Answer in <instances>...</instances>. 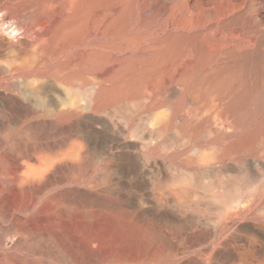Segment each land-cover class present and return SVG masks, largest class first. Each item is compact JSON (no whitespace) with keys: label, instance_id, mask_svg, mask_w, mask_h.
<instances>
[{"label":"rangeland","instance_id":"1","mask_svg":"<svg viewBox=\"0 0 264 264\" xmlns=\"http://www.w3.org/2000/svg\"><path fill=\"white\" fill-rule=\"evenodd\" d=\"M48 1V2H47ZM84 3H83V2ZM86 1H89V2H86ZM95 1V2H94ZM102 1V2H101ZM103 1H104V3H103ZM113 1V2H112ZM108 0V1H106V0H81V2H80V0H66V2L64 1V0H1L0 1V101L2 102V105L0 104V264H39V263H41V264H71L72 263V261H73V259L71 258V257H69L70 255L69 254H67L68 252H67V247H63L62 245H60L57 241H55V240H53V241H55V243L52 241V239H49L48 240V238H50V235L51 236H53L52 235V233H57V234H59V235H62V236H64V238H65V240L67 239V241H64L65 242V245H66V242H67V244L70 242V241H74L75 240V242L77 243L79 240H81V242L82 243H84L85 242V240H86V242H88V243H86L85 242V244H87V245H92V246H95V245H93V244H98L97 246H95V247H98V248H100L102 251V257L100 258V261L101 262H103L104 261V259H106L105 257H107V259L109 258V259H111V260H113V258H116L117 257V259H118V261H120V263L121 262H123V263H121V264H128L129 262L130 263H133V264H144V262H145V264H217L218 262V264H232V262H233V264H247V263H245V262H239L238 261V258H239V256H236V255H239L240 253V250L244 247V244H245V239L244 238H246V237H249V236H251V234L252 233H250V234H248L249 232H250V229H251V227H252V225L251 224H253L254 222H256V221H254V219H249V217H243V218H241V220H239L238 221V223H236L235 224V227H237V231H236V234H238V235H236V238L234 237V240H231L229 243L230 244H232V245H230V244H228L227 243V246H225V244L223 245H220L221 246V248H222V250H221V248H219L218 247V250L217 249H215V250H213V248H212V245L210 244V240L209 239H207V238H209L206 234V236L203 234V233H205V230H207L206 228H213V226L215 225H217L219 222H220V218H221V215L220 214H222V211L220 210V209H216V205H215V203H214V201H212V200H209V198H206V200H205V198L203 197L204 195L202 194L203 192H204V190L203 189H199V187H196L195 189L197 190V192L199 193H197L198 194V196H196V197H199V196H202L203 198H197V200H196V198L195 197H191L190 198V201H191V203L193 204V206H192V204L190 203V201L189 200H187L189 197H187L185 194H183V196H185V197H183V198H185L184 200H183V198H182V196H180V198H181V200L182 201H184L185 202V200H186V202L184 203V204H182L183 202H181V200H180V198H168L167 199V197L166 196H168V195H165V196H163V198H164V200L165 201H163V199H160V198H157L158 196H157V194L156 193H158V195H162V193H165L166 194V192L168 191L169 192V188H170V186H171V188L170 189H173L175 186V188H179V189H185L186 188V186H184V185H182V186H184V187H182L181 185H170V184H164V186L163 185H161V186H159V187H161L162 188V190H163V192H162V190H161V188H158L156 191H154V189L153 190H151L150 188H148V187H144L145 185L144 184H142V183H137V184H139L138 186H137V184L134 182V181H132L131 179H130V177L129 176H126V172H127V163H128V161L127 160H125L124 158H122V159H120V158H117V159H120V160H116V166L118 167V164H117V162L120 164L119 165V167H118V169H117V167L115 166V164H114V166L113 165H111L110 166V164H108L109 166V168L107 169V168H105L104 167V165H101V163L99 164V159H98V157H96V154H93L91 157H89V158H91V160H89L88 159V163H86L85 162V167L87 168L86 169V173H87V175L85 174V175H83V176H81V175H79V173L76 171V173H75V171H74V173H72V175L73 174H75V176L73 175V177H72V175H71V171L69 172V170L68 169H65V168H63V169H57L55 172H57L56 174L57 175H55V173L53 174V173H50V175L48 174V176L49 177H51V178H49L47 175H46V179H45V177H44V179L47 181V182H49L48 184L49 185H47V182L44 180V179H42L41 180V182L43 181L45 184H46V187H44V189L42 188V189H40V188H38V182L37 181H35L34 180V177L36 176L37 177V175L39 176V170L41 169L40 167V165H39V163L37 162V161H35V160H32V161H30L31 162V164L30 163H27L26 164V162H29L26 158H25V155H24V151H25V149H23L24 148V145L27 143L28 144V147L26 148V150H31V153H33L32 151H34V149L32 150V149H30V147H29V145H30V143L31 144H34V143H37V144H39V142L41 143H43V142H45V138L51 133V134H53L54 135V131H51L50 130V128L49 127H47L46 125H43V124H38L37 122H36V120H34V119H32V117H29V116H27V115H25L23 112H22V110L20 109V107H19V105L17 104V103H15L14 102V99H15V101H18V100H20V98H22L21 100H20V102H24L25 100H26V96L25 95H31V97H32V102H33V104H34V106H35V104H37V107L36 108H38V106H39V109L40 110H42V111H44V107H46L45 108V110L47 109V107L48 106H46V105H48V100H46V91H48V89L49 88H47L46 86V84H48V83H46L47 81H48V78L46 77V79H47V81L45 80V78H43V82H44V85L43 86H41V84H43V82H41L40 80H36V78H30L29 80H26V82L23 80L24 78L23 77H21V76H15V77H11V75L9 74V71L11 70V69H13V68H15V67H17L18 66V68L19 67H21V65H22V61H23V59H24V61H23V64H25L26 62H27V60L29 61V62H31L32 63V65L33 66H36V67H40L41 65L39 64L41 61V63L44 65H42V67L40 68V69H44V67L48 64H50L49 66H46V68H47V70L49 71V69H50V71L52 72V70L53 69H55V67L56 68H59L57 65H59V64H61L62 63V61L63 62H67V61H70V63L71 62H73V63H71V67L72 68H70V64H69V71L71 70V71H73V72H79L77 75H79V79L80 80H82V79H85L86 80V83H83V82H85V80H83V82H81V81H79V82H77L76 83V85H79V87H81L82 88V85H83V88L84 87H86L87 86V84H89L90 82L91 83H100V84H104V87H109V89H110V87H111V91H112V94H113V96H112V94H111V96H110V100H111V102L108 100V102L106 103L107 105H109V104H111V105H109L110 107H108L107 105V107L108 108H111V106H112V103L114 104L115 102V106L120 110V111H126L127 109H130L131 111H132V114L134 115H131L132 117H131V119H129V123H128V125L129 126H132L133 124H135V123H137L138 121V119H136V118H138V112H134V111H136L135 109H131V106L128 104H124V102H125V100H129V99H132V98H137V95L138 94H148L150 91H151V89H155V90H157V86H159V84H160V86L161 87H159V88H161L162 89V92H161V94L159 95V97H164V98H168V99H170V102L171 103H174V101H175V103L174 104H180L182 107L181 108H183V110L184 111H186L188 108H189V105L188 104H182L181 102L179 103V101L181 100L179 97H180V95L179 94H176V95H174V96H170L169 94H168V91L169 90H173L176 86H182L183 88L185 87H187L189 90H190V87H192L194 84H196V83H194V82H199V80H200V82L198 83V84H200L202 81H204V74H205V72H206V69L205 68H207V66L209 65V67L211 66L212 67V69H213V72H214V80H216V78H217V80L215 81V82H217L218 84H220V86L218 85V84H215L216 85V87H218L219 89H222V88H228V86H233L232 84H234V86H233V88L232 89H234V90H236L234 87H237V88H239L240 90L241 89H245L247 86H249V87H252V86H250L249 84H250V80L248 81V79H251V83H252V80H253V83H252V85L254 86V88L256 89L257 88V91H258V96L260 97V102L258 101V99H257V101H255V100H251L250 102H249V104L250 105H248L249 106V108L247 107V108H245V110L246 109H248L247 111H242V113L240 114V115H242V114H246V112H249V109H250V112H251V110H252V113L253 112H257V113H254V114H250L249 116L251 117V118H249L248 116H247V114L244 116V117H242V116H240V115H238V117H236L235 119L236 120H234L235 122L237 121V119L238 120H240L239 122H242L243 121V126H244V129H245V127H249L250 129L252 128V127H256V126H258V125H260V122L261 121H259V120H261L260 118L262 117V114L260 113L259 115H258V111L259 110H263L264 111V0ZM14 2V3H13ZM64 2L67 4V6L64 4ZM76 2V3H75ZM94 2V3H93ZM100 2H101V5L102 6H105L106 5V7H108V8H110V9H116V8H118V7H120V8H124V7H136L135 9L137 10V14L135 15V16H133L131 19L129 18V21H127V22H129V24L128 25H130V26H128L127 24V26H125V28H127V30H128V32H127V30L125 29V28H123V30H121V32L123 33V35L122 34H120V32L118 33V34H114V35H116V36H111L110 38L109 37H106V38H100L99 40L97 39H94V40H92L91 42H92V44L91 43H89L91 46H92V48L93 49H95L96 48V50H98L97 52H99L100 50H102L101 52L102 53H104V55H106V53L107 54H109V57H110V55L112 56L111 58H115V56H114V53H110L112 50L109 48V45L110 44H112V42L114 41L115 43L117 42L116 41V38H117V40H119L118 42L120 43V42H123V41H125L126 40V37H127V40H128V38L130 37V39H135V40H138V42L139 43H141V44H137V48L136 49H133V50H128V51H124L123 52V54H124V56H125V58L123 57V54H122V52L121 51H119L118 52V56H119V58H122V62L124 61V63L122 64V62H120V61H117V60H115V61H117L116 63H114L115 61L112 59V62L110 61L111 59H108L107 58V62H106V66L108 65L107 63H109V62H111V64H112V66L111 65H108L109 66V68H110V71L112 70V69H115L114 70V72L112 73V71L111 72H109L108 73V75L106 76V77H102L98 72H95V70H84V68H81V69H79V66H81V64L80 63H78V62H80L79 60H78V58L76 57V55H74L73 57H74V59H73V57H72V55H73V53L75 52V50H77V49H80V48H82V46L81 47H78V45L76 44V45H74V46H70L71 47V49H72V54H71V49H70V47H67V53H66V49H64V48H66L65 47V45L64 44H62V45H60L59 43H63V38H60L61 36V32L62 31H60V30H63L64 28L66 29V28H69V26L70 25H72V23H69V24H67V25H65L64 26V28H62V29H60L59 31L57 30L58 28H59V25H57L56 24V21H59V20H61L62 18L58 15L59 14V10H60V8L62 9V6L65 8V10H68L69 8H71V7H75L76 5L77 6H92V3H93V6H96V8H98V9H100L102 6L100 5ZM107 2H109V4H107ZM121 2L124 4H121ZM128 2V3H127ZM8 3H10V4H8ZM87 3V4H86ZM91 5H90V4ZM97 3V4H96ZM106 3V4H105ZM18 4V5H17ZM51 4V5H50ZM71 4V5H70ZM75 4V5H74ZM81 4H84V5H81ZM100 6H99V5ZM111 4V5H110ZM57 5L59 6L60 5V7L58 8L57 7ZM110 5V6H109ZM115 5V6H114ZM116 5H119V6H116ZM121 5V6H120ZM126 5V6H125ZM129 5V6H128ZM131 5V6H130ZM134 5V6H133ZM136 5V6H135ZM34 6V7H33ZM37 6V7H36ZM76 6V7H77ZM97 6H99V7H97ZM115 8H114V7ZM140 6V7H139ZM10 7V8H9ZM15 7H16V9H15ZM67 7V8H66ZM69 7V8H68ZM145 8V10H144V8ZM6 8V9H5ZM13 8V9H12ZM51 8V9H50ZM52 8H54V9H52ZM56 8H57V10H56ZM63 8V9H64ZM140 8L141 9H143V11L142 10H140ZM172 8L174 9V10H172ZM188 10V8L190 9V10H186V9ZM8 9V10H7ZM30 9V10H29ZM46 9V10H45ZM97 9V10H98ZM119 9V8H118ZM171 10V12H173V13H171V12H169L170 10ZM177 9V10H176ZM49 10H51V11H49ZM141 11V13H140V11ZM182 10H185V11H182ZM5 11V12H4ZM6 11H8V12H6ZM25 11V12H24ZM42 11H44V12H42ZM46 11H47V13H46ZM145 11V12H144ZM146 11H147V14H146ZM189 11L191 12V13H189ZM4 12V13H3ZM49 12H50V14H49ZM57 14H56V13ZM146 14H144V13ZM167 12V13H166ZM178 14V15H175L176 13ZM183 12V13H182ZM34 13V14H33ZM46 13V14H45ZM150 15H149V14ZM169 13V14H168ZM17 14V15H16ZM19 14V15H18ZM43 14L46 16H43ZM139 14H142V15H139ZM166 14H168L167 16H166ZM171 14V15H170ZM188 16V15H191L192 14V19H193V16H194V19L193 20H195V17L196 16H198L199 18H198V20H195L196 21V23L200 20V22H198L197 24L198 25H195V27H187V26H185V27H181V28H179L178 30H174L173 29V27H170L171 25H169L170 23L169 22H172V21H174V19L176 18H178L179 17V19H181V23L182 24H186V23H188L189 21H191V16H189L190 17V19H189V17L187 18L186 16ZM195 14V15H194ZM197 14V15H196ZM15 15V16H14ZM48 15V16H47ZM55 15V16H54ZM153 15V16H152ZM203 15V16H202ZM4 16V17H3ZM44 18H43V17ZM52 16H54V17H52ZM137 16H138V19H137ZM151 16H152V19H153V21H154V24L153 23H151V22H153L152 21V19H151ZM158 16V17H157ZM178 16V17H177ZM183 16V17H182ZM184 16L186 17V19L185 20H187V22L185 23V21H183L184 19ZM201 16V17H200ZM49 17V18H48ZM165 17H167V18H165ZM41 18H43V19H45V20H43V19H41ZM50 18H52L51 20H50ZM58 18V19H57ZM147 19V21H146V19ZM163 18V19H162ZM202 18H203V26H200V23H201V21H202ZM4 19V20H3ZM29 19V20H28ZM49 19V20H48ZM135 19V20H134ZM139 19H143L142 21L141 20H139ZM145 19V20H144ZM148 19H150V20H148ZM166 19L168 20V27L167 28H165L164 27V23H166L167 21H166ZM196 19H197V17H196ZM204 19H206V21H207V23L206 22H204ZM11 20V21H10ZM34 20V21H33ZM41 20V21H40ZM122 20V19H121ZM132 20L134 21V22H132ZM136 20H137V22H136ZM164 20V22H161V21H163ZM170 20V21H169ZM3 21H4V24L5 25H2V23H3ZM40 22V24H39V22ZM42 21H44V23L42 22ZM49 21H52V22H49ZM107 21V20H106ZM120 21V20H119ZM145 21V22H144ZM151 21V22H150ZM159 21H160V23H159ZM194 21V22H195ZM11 22V23H10ZM42 22V23H41ZM47 22V23H46ZM142 22H144V23H142ZM157 24H156V23ZM184 22V23H183ZM193 21L192 22H189V23H194ZM19 23V24H18ZM25 23V24H24ZM38 23V24H37ZM48 23L50 24V25H48ZM195 23V24H196ZM207 25H206V24ZM7 24H9V25H12L13 24V26L14 27H16L15 25H17L18 26V28H14V30H16V32L18 33H12V32H10V33H8L9 32V29H8V27H7ZM44 26H43V25ZM56 24V25H55ZM59 24V23H58ZM133 26H132V25ZM148 24V25H147ZM39 25V26H38ZM47 25V26H46ZM143 27H142V26ZM159 25V26H158ZM162 25V26H161ZM209 25V27L211 28L210 29V31H212V32H210L209 31V27H206V26H208ZM5 26V28L3 29V27ZM12 26V27H13ZM25 26V27H24ZM67 26V27H66ZM199 28H197V27ZM24 27V28H23ZM40 27H41V29H40ZM43 27H45V29H46V27L48 28V29H46V30H44V28ZM144 28V30H142V28ZM160 27V28H159ZM200 27H201V29H200ZM30 28H31V30H30ZM55 28V29H54ZM57 28V29H56ZM140 28H141V31H140ZM164 28V29H163ZM189 28V29H188ZM207 28V29H206ZM17 29H18V31H17ZM22 29V30H21ZM133 29L135 30L134 32H133ZM146 29V30H145ZM159 29V30H158ZM196 29V30H195ZM205 29V30H204ZM54 30H55V32H54ZM124 30H126L125 32L126 33H124ZM130 30V31H129ZM139 30V31H138ZM163 30V31H162ZM190 30V31H189ZM20 31V32H19ZM35 31V32H34ZM50 31V32H49ZM58 31V32H57ZM205 31H209L210 32V34L212 35V41H213V44H215V48H216V51L218 52H215V54H214V58H215V60H214V58H212L211 59V63H209V59H208V57H205V55L206 56H208V54H207V52H206V49H205V47H204V45H203V43H202V41H203V38L202 37H199L200 35L202 36V34H203V32H205ZM46 32H47V35H46ZM52 32L54 33L53 34V36L52 35H50V34H52ZM130 32H131V35H133V37L132 36H130L129 34H130ZM170 32H172V34L170 33ZM177 32H178V34H177ZM181 32H183V33H181ZM186 32H187V34H186ZM202 34H201V33ZM50 33V34H49ZM57 33H59V34H57ZM134 33V34H133ZM144 33H146L145 35H146V37H145V35H144ZM170 33V34H169ZM181 33V34H180ZM200 33V34H199ZM239 33V34H238ZM242 33V34H241ZM13 34V35H12ZM45 34V35H44ZM139 34H141V35H139V38L138 37H136V36H138ZM177 34V35H176ZM197 34V35H196ZM213 34H215L214 36H213ZM12 35V36H11ZM57 35V36H56ZM172 35H173V37L175 38H177V39H181V41H179V40H177L176 38L174 39V38H172ZM175 35V36H174ZM178 35H180V36H178ZM186 35H188V36H186ZM191 35H195V36H191ZM232 35V36H231ZM246 35V36H245ZM45 36H47L48 38H50V39H48L47 37L45 38ZM119 36H122V37H119ZM125 36V37H124ZM168 36V37H167ZM185 36V37H184ZM198 36V37H197ZM216 36V37H215ZM221 36H222V38H224V39H222L221 38ZM225 36V37H224ZM227 36H231V38H233V36H234V41H232L233 39H228V41L226 40L227 39ZM36 37V38H35ZM52 37V38H51ZM136 37V38H135ZM156 37H158V38H156ZM179 37V38H178ZM182 37V38H181ZM187 37H188V39H191V37L192 38H194L196 41H197V39H199L197 42V44H200V42H201V44L199 45V52L198 53H196L197 55H195V54H193V55H195V56H193L191 59L193 60V59H195L196 60V58H198L197 59V63H199L200 64V68H198V69H196L199 65H196L197 67H194L195 69H193V67L191 68V66L193 65V66H195V60H191V59H188V58H190V56H192L191 54H190V56H189V53L188 52H190V50H187V48L189 49V41L190 40H188L187 39ZM197 37V38H196ZM39 38V39H38ZM46 39V40H42V39ZM163 38H165V39H163ZM172 38V39H171ZM184 38V39H183ZM215 38V39H214ZM216 38H217V41H216ZM104 39V40H103ZM106 39V40H105ZM112 39H113V41H112ZM122 39V40H121ZM124 39V40H123ZM143 39V40H142ZM170 39V40H169ZM202 39V40H201ZM236 39H238V40H236ZM241 39H244V40H241V42L239 43V41ZM21 40V41H20ZM50 40V42H47V41H49ZM54 40H56V42L54 41ZM96 40V41H95ZM102 40V41H101ZM109 40V41H108ZM145 40V41H144ZM168 41L169 40V42H168V44L169 43H176V44H180V43H183V44H181V48H180V51H179V53H177V52H175L178 56H177V59L178 60H183L184 58H186V59H184L183 61H184V63H183V61H182V63L183 64H180V66H179V68H178V71H172V70H167L166 72H162L161 71V66H157V65H155V64H157V61H152V60H150L149 62H147L146 64H144L143 65V67H138V62H137V59L139 60V58H138V54H139V56H140V54L143 56L146 52H144L143 50H146V48H143V47H149V46H151L152 45V43H154V42H156V43H158V42H160V43H165V41ZM174 40V41H173ZM177 40V41H176ZM186 40H188V41H186ZM221 40L222 42H220L219 43V41ZM227 41V43H226V41ZM229 40L230 41H232L231 43L232 44H230V43H228L229 42ZM249 40V41H248ZM40 41H41V43H40ZM44 43H43V42ZM61 41V42H60ZM166 41V42H167ZM179 41V42H178ZM183 41V42H182ZM187 43H186V42ZM237 41V42H236ZM246 43V42H248V43H244V42ZM47 42V43H46ZM55 42V47H53L52 46V44ZM59 42V43H58ZM97 42V43H96ZM100 42H104L103 44L101 43L100 44ZM109 42V43H108ZM113 42V43H114ZM186 44H185V43ZM224 42V44H222ZM234 42V43H233ZM96 45H95V44ZM147 43V44H146ZM44 45V47H45V45H47L48 44V46H46L45 48L44 47H41V46H43ZM89 44H85L83 47L85 48V47H89ZM97 44H98V47H95V46H97ZM149 44H151V45H149ZM188 44V45H187ZM226 44V45H225ZM235 44H237V46H235ZM238 44H241L240 46L241 47H239L238 46ZM60 47H59V46ZM64 45V46H63ZM100 45V46H99ZM107 45H108V47H107ZM139 45V46H138ZM146 45V46H145ZM148 45V46H147ZM183 45H186V46H184V49H186V51H184L183 50ZM221 45H223V47L224 48H222V46ZM40 46V47H39ZM51 46H52V49H51ZM57 46V47H56ZM63 46V47H62ZM69 46V45H68ZM91 46L89 47V48H91ZM201 46H203V47H201ZM219 48V50H220V46H221V50L219 51L218 50V48ZM243 46H245V47H243ZM50 47V48H49ZM140 47H142V48H140ZM186 47V48H185ZM44 50H43V49ZM47 48V49H46ZM60 48V51L62 50V49H64L65 50V54H64V52L63 53H60V51L58 50ZM75 48V49H74ZM110 49V50H108V49ZM141 49V51L139 50V49ZM201 48V49H200ZM202 48H203V50H202ZM19 49H20V51H19ZM50 50V52H49V50ZM68 49H70V50H68ZM74 49V50H73ZM107 49V50H106ZM224 49V50H223ZM54 50H56V52L57 53H59V54H61V55H59V54H57ZM58 50V51H57ZM64 50H62V51H64ZM183 50V51H182ZM205 50V51H204ZM43 51V52H42ZM52 51V52H51ZM53 51H54V53H53ZM61 51V52H62ZM108 51H110V52H108ZM132 51H134V52H132ZM136 51V52H135ZM181 51H182V54H181ZM201 51H202V53H201ZM249 51V52H248ZM253 51V52H252ZM13 52H15V53H13ZM40 52V53H39ZM68 52H70L69 54H68ZM141 52H143V53H141ZM49 53H51L52 54V56H53V59L51 58V56H49V55H51V54H49ZM121 53V54H120ZM185 53V54H184ZM206 53V54H205ZM225 53V54H224ZM14 54H16V55H14ZM27 54H29V55H27ZM36 55V57H38V58H36L35 57V55ZM40 54H42L41 55V57H40ZM56 54H57V58H58V60H57V58H56ZM99 54H100V52H99ZM98 54V55H99ZM183 55V56H181V55ZM204 54V55H203ZM54 55H55V57H54ZM67 55V57H61V56H66ZM70 55H71V59L73 60H71L70 59ZM132 55V56H131ZM146 55V54H145ZM144 55V56H145ZM201 55V56H200ZM204 57H203V56ZM217 55V56H216ZM246 55H248V56H246ZM262 55V56H261ZM17 56V57H16ZM44 56V57H43ZM100 57L101 56H103V54L101 55H99ZM131 57L130 59L132 60L133 58H137V59H133L132 61H133V63L129 60V58L128 57ZM135 56H137V57H135ZM143 56V57H144ZM185 56V57H184ZM187 56H189V57H187ZM199 56L201 57L200 59H205L204 61L206 62V63H204L203 64V59L201 60V62H200V60H199ZM245 56V57H244ZM30 57V58H29ZM32 57V58H31ZM33 57L34 58H36V59H38V60H36L35 61V59L34 60H32L33 59ZM43 57V58H42ZM45 57H46V59H45ZM183 57V58H182ZM10 58V59H9ZM25 58H26V61H25ZM48 58V59H47ZM55 58H56V60H57V63H56V60H55ZM60 58V59H59ZM64 58V59H63ZM66 58H67V60H66ZM182 58V59H181ZM247 58V59H246ZM262 58V60H260ZM19 59V60H18ZM51 59H52V61H51ZM61 59H62V61H61ZM70 59V60H69ZM78 61H77V60ZM226 59H228V60H226ZM249 59H251L249 62H250V65L253 63H258V64H256L255 63V65H253L252 64V67L251 68H253V66H255L254 67V69H252L251 70V68H250V66H248L249 64V62H248V60ZM254 59V60H253ZM258 59V60H257ZM31 60V61H30ZM44 60H45V62H46V65H45V63H43L44 62ZM48 60V61H47ZM50 60V61H49ZM55 60V64H56V66L54 67V61ZM76 60V61H75ZM186 60H188V62L186 61ZM190 60V61H189ZM241 60H244V62H242ZM9 61V62H8ZM74 61H75V63H74ZM125 61L127 62V63H125ZM181 61H179V62H181ZM245 61H247L246 63H245ZM259 61H261L260 63H259ZM35 62H37V63H35ZM48 62V63H47ZM239 62V63H238ZM17 63L20 65H17ZM35 63V64H34ZM118 63H120L121 65H119ZM186 63V64H185ZM188 63H193V64H188ZM208 63V64H207ZM245 65H244V64ZM72 64H74V65H72ZM76 64V65H75ZM79 64V65H78ZM115 64H118L117 66L115 65ZM127 64H128V66L130 65L131 66V64H132V66H131V70H132V68H134L132 71H129L130 69L128 68V66H127ZM155 65V67L154 66H152V65ZM223 64H225V65H223ZM8 65H9V68H8ZM11 65V66H10ZM15 67H14V66ZM40 65V66H39ZM53 65V69H52V67H50V66H52ZM123 65H124V67H123ZM189 65V66H188ZM191 65V66H190ZM59 66H61V65H59ZM75 67V69H74V67ZM119 66V67H118ZM121 66V67H120ZM135 66V67H134ZM145 66H147V67H149V66H151L152 67V69L149 67V70H148V68L146 69L145 68ZM181 66H182V68H181ZM185 66H187L188 67V70H187V67H185V69H184V67ZM203 66H206V67H204L203 68ZM238 66V67H237ZM244 66H245V68L247 69L246 71H244ZM248 66V67H247ZM118 67V68H117ZM126 67L128 68V69H126ZM159 67V68H158ZM191 69H190V68ZM241 67L243 68V69H241ZM4 68H6L5 69V72H4ZM11 68V69H10ZM77 68V69H76ZM122 68V69H124V70H120V69ZM154 68V69H153ZM158 68V69H157ZM10 69V70H9ZM137 69V70H136ZM145 69V70H144ZM221 69V70H220ZM234 71V70H236L235 72H233L232 70ZM241 71H240V70ZM249 69H250V71H252V73L254 74V73H257L258 74V77H256V78H261L260 80L259 79H256L255 77H253V74L251 73V72H249ZM3 70V71H2ZM7 70V71H6ZM78 70V71H77ZM81 72H80V71ZM116 70H118V71H116ZM121 71V74L119 73L120 71ZM128 70V71H127ZM143 70V71H142ZM153 70H154V72H153ZM192 70V71H191ZM195 70V72L193 73V74H191V76H190V73L191 72H193ZM205 70V71H204ZM244 71V73L246 72V74H243V71ZM49 71V72H50ZM84 71V72H83ZM91 71H93L94 73H91ZM136 73H134V72ZM141 71V72H140ZM150 71V72H149ZM186 72L185 74L183 73V72ZM189 71V72H188ZM204 71V72H203ZM231 71V72H230ZM50 72V73H51ZM88 72V73H87ZM124 72V73H123ZM127 72H128V74H127ZM142 72H144V73H142ZM173 72V73H172ZM230 72V73H229ZM241 72H242V75H241ZM2 73H4V74H2ZM80 73L82 74V76L81 77H83V75H84V77L81 79V77H80ZM97 73V74H96ZM117 73V74H116ZM122 73H123V75H122ZM134 75H133V74ZM158 73V74H157ZM162 73H164V74H162ZM170 73H172L171 75H170ZM189 75H188V74ZM196 73V74H195ZM203 75H202V74ZM237 73V74H236ZM247 73H249V75L247 74ZM87 74V75H86ZM114 74H116V75H114ZM118 74H120V76L118 75ZM146 74V75H145ZM154 74H156V76L154 75ZM181 74V75H180ZM187 74V75H186ZM199 75V76H203V78H201V77H199V76H196V75ZM250 74H252V76L250 75ZM261 76H260V75ZM10 75V76H9ZM49 75V74H48ZM98 75V76H97ZM112 75H114V76H112ZM122 75V76H121ZM125 75V76H124ZM132 75V77H131V79H132V83L129 81V80H131L130 79V76ZM141 75V76H140ZM144 75V76H143ZM245 75V76H244ZM246 75H248V78H247V76ZM7 76H9V78H7ZM50 76V75H49ZM90 76V78L88 79V77ZM94 76H96V77H94ZM101 76V77H100ZM115 76H116V78H115ZM119 76V77H118ZM126 77V79H127V81H126V79L124 78V77ZM143 76V77H142ZM151 76V77H150ZM184 76V77H183ZM222 76V77H221ZM241 76V77H240ZM244 77V79L246 78L247 79V81H246V83H245V81H244V83L242 82L244 79H243V77ZM250 76V77H249ZM6 77V78H5ZM16 77H18V78H16ZM87 77V78H86ZM108 77H109V79L111 78V77H113V78H111L110 80L108 79ZM123 79V81H122V79ZM129 77V78H128ZM164 77V78H163ZM171 77V78H170ZM174 77V78H173ZM181 77V78H180ZM192 78V79H189V78ZM195 77H198V78H200V79H198L197 80V78H195ZM216 77V78H215ZM252 77V78H251ZM12 78V79H11ZM16 79V81L14 80V79ZM98 78H100V79H98ZM107 78V79H106ZM143 78V79H142ZM187 78V80H185ZM220 78V79H219ZM254 78H255V80H254ZM7 79V80H6ZM94 79H96V80H94ZM114 79V80H113ZM120 79V80H119ZM129 79V80H128ZM154 79H158L157 80V82H159V83H157L156 82V80H154ZM195 79V80H194ZM222 79V80H221ZM242 80L241 82H240V80ZM14 80V81H13ZM21 80H23V82L21 81V83L24 85H22L21 83H19ZM34 80V81H33ZM50 80V79H49ZM90 80V81H89ZM96 81V82H94V81ZM99 80V81H98ZM101 80H103V81H101ZM113 80V81H112ZM119 80V81H118ZM145 82H144V81ZM148 80V81H147ZM185 80V81H184ZM191 80V81H190ZM222 81L224 84H222V82H220L219 83V81ZM258 80V81H257ZM29 81V82H28ZM31 81H33V82H31ZM39 81V82H38ZM98 81V82H97ZM107 81V82H106ZM110 81V82H109ZM116 81H117V83H116ZM153 81V82H152ZM182 81H184V82H186V83H183ZM255 81H256V84L259 82V84H257L258 86H255ZM13 82H15V83H13ZM16 82H17V85H15L16 84ZM36 82H38V83H36L37 84V86L35 85V83ZM41 82V83H40ZM89 82V83H88ZM113 82V83H112ZM135 82V83H134ZM147 82V83H146ZM149 82H150V84H149ZM155 82V83H154ZM230 84H229V83ZM239 82H240V84H239ZM249 82V83H248ZM8 83L9 84H12L13 83V87H14V90L13 91H11V89H8ZM30 83V84H29ZM82 83V84H81ZM122 83H125V85L123 84V85H121ZM166 83V84H165ZM179 83V84H178ZM188 83V84H187ZM204 83H205V81H204ZM236 83H237V86H236ZM248 83V84H247ZM7 84V85H6ZM20 84V85H19ZM28 84V85H27ZM108 86H107V85ZM111 84V85H110ZM113 84V85H112ZM115 84V85H114ZM118 85V87H117V85ZM127 84V85H126ZM140 86H138V85ZM175 84V85H174ZM187 84V85H186ZM190 84H192V85H190ZM202 84H203V82H202ZM201 84V85H202ZM241 84H245L244 86L243 85H241ZM4 85L5 86H7V88L5 87L4 88ZM22 85V86H21ZM28 86V88H30V89H28L27 88V86ZM39 85H40V87H43V89L41 90V91H43V90H45V91H43V92H45V94H43V92H41L40 94L38 93V91H37V88H39ZM129 85V86H128ZM132 85H134V86H132ZM164 85V86H163ZM218 85V86H217ZM262 85V86H261ZM21 86V87H20ZM64 86V87H63ZM67 85H60L59 86V92H61V93H59V92H57V94L60 96V98L59 99H57V97H59V96H57L56 95V98H55V102H59L60 104H59V106L61 105H63L64 106V102L61 100L62 98L64 99V98H68L69 96H70V94L72 95L74 92V90L73 89H71V87H69V88H67L66 87ZM129 88H131V89H129L128 90V87ZM137 86L139 87V88H137ZM167 86V87H166ZM173 86V87H172ZM221 86H223V87H221ZM243 86V87H242ZM31 87H33L32 89H31ZM37 87V88H36ZM47 89H46V88ZM114 87H116V88H114ZM122 87L124 88L123 90H122ZM126 87V88H125ZM136 87V88H135ZM24 88H25V90H24ZM28 90H27V89ZM34 88H36V89H34ZM63 88H65V89H63ZM118 88H119V90H118ZM163 88H164V90H163ZM231 88V87H230ZM16 89V90H15ZM19 89V90H18ZM23 89V90H22ZM39 89H41V88H39ZM69 89V90H68ZM115 89V90H114ZM238 89V90H239ZM10 90V91H9ZM18 90V91H17ZM22 90V91H21ZM27 90V91H26ZM32 90V91H31ZM65 90V91H64ZM70 92V90L72 91V92H70V94L67 92ZM117 90V91H116ZM125 90V91H124ZM130 90H131V92H130ZM16 91V92H15ZM23 93H21V92ZM26 91V92H25ZM34 91V92H33ZM117 92V93H115V92ZM148 91V92H147ZM19 92V93H18ZM27 93V94H25V93ZM28 92H32V93H28ZM37 92V93H36ZM124 92V94H122ZM127 92V93H126ZM167 92V93H166ZM239 92V91H238ZM3 93V94H2ZM9 93H10V95H9ZM33 93H34V95H33ZM66 93H68L67 95H66ZM118 93H119V95H118ZM130 93H131V95H130ZM136 95H135V94ZM138 93V94H137ZM16 94V95H15ZM17 94H19V95H21L20 97L17 95ZM36 94L38 95V96H36ZM43 94V95H42ZM60 94H62V95H60ZM116 94V95H115ZM129 94V95H128ZM8 97H6V96ZM15 95V96H14ZM118 95V96H117ZM122 95H124V97H122ZM125 95H126V97H125ZM134 95V96H133ZM167 95V96H166ZM169 95V96H168ZM23 96H24V98H23ZM36 98H35V97ZM43 96V97H42ZM45 96V97H44ZM131 96V97H130ZM176 96H178V97H176ZM40 97V98H39ZM62 97V98H61ZM71 97V96H70ZM69 97V98H70ZM117 97H118V100L117 101H115L116 99H117ZM128 97H129V99H128ZM172 97V98H171ZM14 98V99H13ZM34 98V99H33ZM114 98V99H113ZM123 98V99H122ZM163 98V99H164ZM10 99L14 102V104H15V106H14V111H13V108H12V105H14L13 104V102L12 101H10ZM36 99H37V101H36ZM40 99H42V100H40ZM40 100V101H39ZM44 100V101H43ZM46 100V101H45ZM124 100V101H123ZM179 100V101H178ZM5 101V102H4ZM34 101H36V102H34ZM61 101L63 102V103H61ZM123 101V102H122ZM176 101H178V102H176ZM253 101H254V103H253ZM0 102V103H1ZM26 102V101H25ZM40 102V103H39ZM57 102V103H58ZM121 102V103H120ZM258 102V103H257ZM259 103H261L262 105H263V107H261V105L259 104ZM5 104V105H4ZM6 104H8V106L6 105ZM12 104V105H11ZM18 106H17V105ZM41 106H40V105ZM123 104V105H122ZM256 104L258 105V106H256ZM45 105V106H44ZM62 106V107H63ZM126 106H128V107H130V108H128V107H126ZM1 107H4V109L3 108H1ZM9 107H11V108H9ZM41 107V108H40ZM43 107V108H42ZM106 107V108H107ZM255 107H257V108H255ZM17 108V109H16ZM124 108V110H122ZM127 108V109H126ZM261 108V109H260ZM10 109H12V110H10ZM160 109V110H159ZM159 109H157L156 110V113L157 114H161L164 110L165 111H168V110H166V108L164 107V108H159ZM162 109V110H161ZM8 110H10V111H7ZM253 110H255V111H253ZM12 111H13V113H12ZM159 111H161V112H159ZM2 112V113H1ZM11 112V113H10ZM16 112H17V114H16ZM19 112H21V114H19L18 115V113ZM8 113V114H7ZM10 113V114H9ZM134 113H136V114H134ZM12 114V115H11ZM22 114H24L25 115V117L22 115ZM97 114V115H96ZM95 114V116L100 120L101 119V121L102 120H104V121H107V120H109V116H108V114H107V116L106 117H108V118H106L105 117V113H96ZM102 114V115H101ZM21 115V116H20ZM252 115V116H251ZM257 117H256V116ZM101 116V117H100ZM260 116V117H259ZM135 117V118H134ZM239 117H242V118H239ZM247 117V118H246ZM15 118V119H14ZM26 118H28L27 120H28V122H27V120H26ZM115 117H113V119H114ZM243 118H244V120H243ZM252 118H255V120L254 119H252ZM259 120H258V119ZM30 119H32V120H30ZM118 119V118H117ZM246 119V120H245ZM250 119V120H249ZM14 120V121H13ZM43 118L42 117H40V119L38 120V121H42L43 122ZM119 120V119H118ZM118 120H113L116 124H117V129H121L122 128V122H120V121H118ZM130 120H132V122L130 121ZM231 120H233V118H231ZM249 120V121H248ZM252 120H254V121H252ZM259 122H258V121ZM31 121V122H30ZM36 123H35V122ZM137 121V122H136ZM234 121H233V124H235V125H238V126H235L234 125V127H235V129L233 130V133L234 134H238V135H240L241 133L243 134L244 133V129H241V128H243L242 127V123L240 124V123H238V121L236 122V123H234ZM15 122V123H14ZM134 122V123H133ZM27 123H28V127H25V126H27ZM32 123V124H31ZM34 123H35V125H37L36 127L35 126H33L34 125ZM133 123V124H132ZM250 123V124H249ZM251 123H252V125H251ZM264 123V121L261 123V124H263ZM12 126H11V125ZM244 124H246V125H244ZM9 125H10V127H9ZM39 125V126H38ZM42 127H41V126ZM241 125V126H240ZM29 126H30V129H29ZM32 126H33V128H32ZM45 126V127H44ZM14 127V128H13ZM39 127V128H38ZM240 127V128H239ZM23 128V129H22ZM34 128L35 129H37V130H34ZM42 128V129H41ZM49 128V130L51 131H48V132H46L45 130H47ZM17 129V130H16ZM11 130V131H10ZM171 132H170V131ZM169 130H167V132H166V135H165V137L167 136V139L169 138V139H171V137H172V139H178V137H177V135H176V133L175 132H173L174 130L171 128V129H169ZM242 130V131H241ZM239 131H241V132H239ZM27 132V133H26ZM168 132H170V133H168ZM29 133H31V134H29ZM34 133V134H33ZM47 134V136H46V134ZM240 133V134H239ZM44 134V135H43ZM49 135L50 137L52 136V135ZM169 134L170 135H172V136H170V137H168L169 136ZM22 135V136H21ZM31 135V136H30ZM33 135V136H32ZM40 136H42V138H43V136H46V137H44V139H42ZM176 136V137H175ZM31 137V138H30ZM41 139H40V138ZM58 137V133L56 134V138ZM55 138V136H53V138L51 137V139L53 140V139H56ZM30 139V140H29ZM37 139H39V140H37ZM57 139H59V137L57 138ZM30 142V143H29ZM23 146V147H22ZM31 146V145H30ZM105 147H107V148H105V149H108V145L106 146V144H105ZM114 148L115 149H117V154L116 155H119V154H122L121 152H124V153H128V151L126 150L127 148H121L122 150L120 151L118 148H120V147H117L116 148V146L115 147H112L110 150H111V152L113 151L114 153H116L115 151H114ZM260 149H262V150H259L260 152L261 151H263V152H261V153H263V154H261V153H259V155L261 156V157H263L264 158V148H260ZM23 150V151H22ZM256 150V149H255ZM256 151H258V150H256ZM258 151V152H259ZM23 152V153H22ZM34 153H35V151H34ZM24 155V158H23V155ZM263 155V156H262ZM19 156V157H18ZM22 156V157H21ZM13 157V158H12ZM21 157V158H20ZM17 158H18V160H17ZM20 159V160H19ZM24 159H25V162H24ZM94 160V161H93ZM92 163H91V162ZM23 162H24V164H26V167H25V165L23 164ZM95 162V163H94ZM229 163L231 162V161H228ZM90 163V164H89ZM229 163H227L226 162V164H227V166H225L224 168H222L223 166H221V165H219V168H221L222 170H224V175H227V176H224L225 178L224 179H226V177L229 179H232V178H235L236 177V174H240L241 173V170L244 172L245 170H246V165L245 166H243L244 164H241V161L240 160H236V161H233L232 163H230L231 165H229ZM20 164V165H19ZM30 164V165H29ZM90 165L89 167H87V165ZM112 164V163H111ZM126 164V165H125ZM24 165V166H23ZM34 165V166H33ZM38 165V166H37ZM100 165V166H99ZM123 165V166H122ZM33 166V167H32ZM99 166V167H98ZM126 168H125V167ZM229 166H232V167H229ZM104 167V168H103ZM112 167H116V168H112ZM26 168H28V169H26ZM37 168V169H36ZM40 168V169H39ZM92 168V169H91ZM101 168V169H100ZM30 169H32V170H30ZM64 169H65V171H64ZM104 169V170H103ZM113 169V170H112ZM123 169V170H122ZM228 169L229 170H231L232 172H229L228 171ZM233 169V170H232ZM89 170V171H88ZM102 170H103V172H102ZM106 170V171H105ZM107 170L108 171H111L112 172V174L115 176V177H113V175H110L109 174V172H107ZM37 171H38V173H37ZM106 172V174H105V172ZM118 171H120V172H118ZM121 171H123V172H121ZM28 172V173H27ZM61 172V173H60ZM110 172V173H111ZM240 172V173H239ZM30 173H32L31 174V177H30V175H28V174H30ZM33 173L35 174V176H33ZM66 173V174H65ZM67 173H68V175L69 176H67ZM78 173V174H77ZM83 173V172H82ZM93 173H94V175L97 177V176H99L98 177V180H101L100 182H102V184H100V185H96V186H94V184L95 183H91V181H93V179H94V175H93ZM102 173H104V174H102ZM121 173V174H120ZM123 173V174H122ZM37 174V175H36ZM53 174V175H52ZM110 175V178H111V180L114 182H110L109 183V181L108 180H110V178H108V175ZM117 174V175H116ZM120 174V175H119ZM124 174H125V176H124ZM28 175V176H27ZM61 175H64L63 177L61 176ZM77 175V176H76ZM214 175H216V174H214ZM214 175H212L211 177H209V178H206L204 181L208 184V182L209 183H211V181H209V180H212V179H215V181H212V183H215V184H217V178H218V182H220V176L218 177V176H214ZM237 175V176H238ZM78 176H79V179L78 180H76V178H78ZM87 178H86V177ZM89 176V177H88ZM107 178H106V177ZM120 178H119V177ZM122 176H124V177H122ZM35 177V178H36ZM53 177L55 178V180L53 179ZM58 179H57V178ZM63 179H62V178ZM66 178V181H65V178ZM67 177H69V180H70V177H71V182L68 180V178ZM84 178V179H81V178ZM102 177L105 179V180H103L102 179ZM129 177V178H128ZM23 178V179H22ZM31 180H30V179ZM48 178V179H47ZM91 178V179H90ZM101 178V179H100ZM22 179V180H21ZM56 179H57V181H56ZM60 179H61V181H60ZM73 179H75V181L73 180ZM106 179H108V180H106ZM123 179H125V180H123ZM209 179V180H208ZM257 179L258 180H255V182H254V184H255V188H256V190H259L260 188H259V185H258V183L260 184V187L262 186L261 184H263L264 183V180H262V179H264V170H262L260 173H259V175H258V177H257ZM28 181V183L30 182L32 185H30V183L29 184H26L27 182L26 181ZM62 180H64L63 182H62ZM81 180V181H80ZM121 180H123V181H121ZM227 180V179H226ZM261 180V181H260ZM33 181V182H32ZM54 181V182H53ZM68 181H69V183H68ZM77 181V182H76ZM84 181V182H83ZM106 183H105V182ZM118 181V182H117ZM121 181V182H120ZM132 181V182H131ZM37 182V183H36ZM42 182V183H43ZM56 182V183H55ZM57 182H60L59 184H57ZM66 182V183H65ZM73 182V183H72ZM79 182H81V183H79ZM120 182V183H119ZM124 182V183H123ZM257 182V183H256ZM22 183V184H21ZM33 183H34V185H35V189H39V191L38 190H35L34 189V185H33ZM77 183V184H76ZM79 183V184H78ZM83 183V184H82ZM87 183V184H86ZM92 184V186H91V184ZM111 183H113V185L111 184ZM128 183V184H127ZM130 183V184H129ZM134 183V184H133ZM54 186H53V185ZM69 184V185H68ZM105 184V185H104ZM109 184V185H108ZM117 184V185H116ZM132 184V185H131ZM257 184V185H256ZM28 185H29V187L31 186V187H33V189L34 190H31L32 188L30 187H28ZM58 185V186H57ZM126 185H128L127 187H125ZM134 185V186H133ZM167 185H169V186H167ZM4 186V187H3ZM37 186V187H36ZM48 186H50V187H48ZM90 186V187H89ZM103 186V187H102ZM106 188H105V187ZM111 186H112V188H113V190H115V191H113L112 190V188H111ZM120 186H121V189H120ZM132 186H133V188H132ZM141 186H143V188H144V191L142 190L143 188L141 187ZM181 186V187H180ZM57 187V188H56ZM92 187H95V188H97V189H92ZM137 187H139L138 189H137ZM166 187V188H165ZM188 187V186H187ZM27 188V189H26ZM45 188H47V189H49L48 191H47V189H45ZM52 188V189H51ZM55 188V189H54ZM102 188L106 191V192H104V190H102ZM141 188V189H140ZM257 188H259V189H257ZM263 188V187H262ZM54 189V191H52ZM100 189V190H99ZM120 189V190H119ZM132 189H133V191H132ZM166 189V190H165ZM25 190V191H24ZM43 190V191H42ZM93 190V191H92ZM96 190V191H95ZM109 190H111V192L109 191ZM118 190V191H117ZM125 191L123 194H124V196L125 197H128L127 198V200L125 199V197L124 196H122V195H120V193L119 192H121V194H122V192L123 191ZM147 190V191H146ZM34 191V192H33ZM68 191H70V192H68ZM91 193H90V192ZM108 191V192H107ZM135 191H137V192H135ZM140 191H142V193H143V196H141L142 195V193L140 192ZM152 191V192H151ZM158 191V192H157ZM160 191V192H159ZM22 194H21V193ZM26 192V193H25ZM36 192H38V193H36ZM48 192V193H47ZM52 192V193H51ZM60 192H62V194L60 193ZM66 192H68V193H66ZM82 192V193H81ZM118 192V193H117ZM126 192H130V194H128V193H126ZM146 192V193H145ZM147 192H149V193H147ZM153 192H154V194L156 195H152L153 194ZM156 192V193H155ZM167 192V193H168ZM52 195V196H50V194ZM55 193V194H54ZM58 193L60 194V195H58ZM69 194V195H66V194ZM72 193V194H71ZM80 193V194H79ZM85 193V194H84ZM133 193V194H132ZM138 193H140V195L138 194ZM245 193V192H244ZM45 194V195H44ZM48 194V195H47ZM101 194V195H100ZM116 194H118L119 196H120V199L119 198H117L118 197V195H116ZM200 194H202V195H200ZM66 195V196H65ZM79 195V196H78ZM85 195H87V197L85 196ZM99 195V196H98ZM150 195V196H149ZM32 196L34 197V198H32ZM49 196L51 197V198H49ZM55 196V197H54ZM68 196V197H67ZM72 196V197H71ZM93 196V197H92ZM110 198H109V197ZM116 196V197H115ZM132 197L133 199H135V201L133 200V202L131 203V201H130V199H129V197ZM137 196V197H136ZM155 196V197H154ZM29 197V198H28ZM55 199H54V198ZM86 197V198H85ZM92 197V198H91ZM99 197V198H98ZM102 197V198H101ZM123 197V198H122ZM130 197V198H131ZM139 197V198H138ZM149 197V198H148ZM151 197H153V199L151 198ZM53 198V199H52ZM62 198V199H61ZM65 198H67V201L69 200V198H71L69 201H68V203H66L67 201H66V199ZM84 198H85V200H84ZM96 199L95 201H93L92 199ZM142 198L144 199L145 198V200H147V202L145 203V200H142ZM155 198V199H154ZM157 198V199H156ZM187 198V199H186ZM2 199V200H1ZM14 199V200H13ZM48 199H50L49 201H48ZM90 199V200H89ZM102 199V200H101ZM104 199V200H103ZM122 199H124V202L125 203H121V202H123L122 201ZM129 199V200H128ZM142 200V201H140V200ZM152 199V200H151ZM170 199V200H169ZM174 199L176 200V201H174ZM193 199V200H192ZM203 199V200H202ZM10 200V201H9ZM24 200H25V202H24ZM58 200H59V203H58ZM78 200V201H77ZM98 200V201H97ZM105 200H107L106 202L107 203H109L111 200H112V203H111V205H110V203L109 204H105ZM155 200V201H154ZM160 200V201H159ZM180 200V204H182V206L183 205H185V206H188L189 204L192 206L191 208L192 209H190L189 207H190V205L188 206V208L187 207H185V206H183V207H181L180 206V204H179V202H177V201H179ZM208 200V201H207ZM51 201V202H50ZM54 201L56 202L55 204H54ZM88 203H87V202ZM90 201V202H89ZM121 201V202H120ZM139 201L141 202V204L139 205ZM150 201H152V202H150ZM157 201V202H156ZM167 201V202H166ZM187 201H188V203L189 204H187ZM197 201V202H196ZM198 201L201 203H198ZM22 202V203H21ZM24 202V203H23ZM98 202V203H97ZM104 202V204L107 206V207H105V205L103 206L102 204L100 205L99 203H103ZM114 202H117L118 203V205L116 206V203H114ZM129 202H130V204H129ZM150 202V203H149ZM159 202V203H158ZM161 202V203H160ZM166 202V203H165ZM208 202H210V204H208ZM212 202V203H211ZM13 203V204H12ZM96 203V204H95ZM128 203V204H127ZM145 203V204H144ZM153 203V204H152ZM156 203V204H155ZM157 203H158V205H157ZM171 205H173L172 207L171 206H169L170 204ZM173 203V204H172ZM174 203H177V204H174ZM195 203H197V204H195ZM114 204V207L112 206ZM125 204H126V206H125ZM131 204H134V206H132ZM148 204V207H146V205ZM150 204V205H149ZM159 204H161V206L159 205ZM163 204V205H162ZM202 204H204V205H202ZM208 204V206H210V207H208V208H210L209 209V211H206V210H208V208H207V205ZM12 205V206H11ZM54 205V206H53ZM56 205V206H55ZM98 205H100V206H97ZM110 205V206H109ZM139 205V206H138ZM143 205V206H142ZM153 205H155V206H153ZM164 205H166L167 206V208L168 207H170L171 208V211H170V208H165V206ZM177 205H179L181 208H182V211L180 210V208H179V206H177ZM198 205V206H197ZM213 205H215V206H212ZM53 206V208L51 209V208H49V207H52ZM102 206V207H101ZM122 207V209H121V207ZM128 206V207H127ZM136 206V208H134ZM142 208H141V207ZM157 206H159V207H157ZM200 206H202V210L203 211H205V212H203L201 209H199V207ZM23 207V208H22ZM27 207V208H26ZM66 207H67V209H66ZM113 207V208H112ZM145 207V208H144ZM151 207V208H150ZM154 207H156L155 209H154ZM197 207V208H196ZM41 208V209H40ZM74 208V209H73ZM118 208V209H117ZM128 208H130V210L128 209ZM158 208H159V210H158ZM162 208H163V210H164V212L166 213V215H165V213L163 212V210H162ZM174 208L176 209V210H174ZM184 208H186L187 210H184ZM207 208V209H206ZM5 211H4V210ZM31 209V210H30ZM116 209V210H115ZM126 210V211H124V210ZM142 211H140V210ZM190 210V213H188L189 212V210ZM197 209H199V210H201V211H199V210H197ZM206 209V210H205ZM214 209H215V211H214ZM7 210V211H6ZM29 210H30V212H29ZM113 210L115 211L114 213H113ZM121 210H122V213L124 214H122L121 213ZM138 210V211H137ZM173 210V211H172ZM191 210H193V212H195V211H197V215H194L195 213H193V212H191ZM168 211V212H167ZM181 213H180V212ZM186 211H188V212H186ZM214 211V212H213ZM44 212V213H43ZM56 212V213H55ZM66 212V213H65ZM120 212V213H119ZM126 212H128V214H126ZM132 213V214H130V213ZM144 212H145V214H144ZM162 212V213H161ZM183 212V213H182ZM186 212V213H185ZM202 213V215H204V216H201V213ZM212 212L213 213H215L216 212V214H218V215H215V214H213L214 216L212 217ZM221 212V213H220ZM75 213V214H74ZM141 215H140V214ZM175 213V214H174ZM178 213V214H177ZM192 213V214H191ZM205 213H210L211 214V217L213 218H210V214L209 215H207V214H205ZM220 213V214H219ZM40 214V215H39ZM51 214V215H50ZM73 214V215H72ZM144 214V215H143ZM151 214V215H150ZM172 214V215H171ZM184 214H185V216H184ZM51 216V219L49 218L50 216ZM68 215V216H67ZM81 215V216H80ZM87 215V216H86ZM137 215V216H136ZM140 215V216H139ZM175 215V216H174ZM206 215V216H205ZM220 215V216H219ZM37 217V221L39 220V222H37L36 221V219L34 218V217ZM79 216H80V218H79ZM85 216V218H84V220H83V217ZM105 216V217H104ZM187 216H188V219H187ZM196 216H198V217H195ZM255 216H256V214H255ZM7 219H6V218ZM40 217V218H39ZM76 217V218H75ZM101 217H103V218H101ZM107 217V218H106ZM166 217H167V219H166ZM179 217H181V218H179ZM190 217V218H189ZM200 217V218H199ZM216 217V218H215ZM47 218V219H46ZM74 220H73V219ZM111 218V219H110ZM179 218V219H178ZM194 218V219H193ZM197 218H199V219H204V220H206V218H210V226H212V227H210L209 225H207L205 222H203L202 224H203V226H202V224L200 223H198V219ZM17 219V220H16ZM33 219V220H32ZM34 219H35V221H34ZM82 219V220H81ZM86 219V220H85ZM105 219V220H104ZM160 219V220H159ZM197 219V220H196ZM218 219V220H217ZM249 219V220H248ZM20 220V221H19ZM45 220V221H44ZM47 220H48V223H46L47 222ZM151 220H152V222H151ZM172 220V221H171ZM175 220H177V221H175ZM191 220V221H190ZM195 220V221H194ZM244 220V221H243ZM18 221V222H17ZM25 221V222H24ZM32 221V222H31ZM101 221V222H100ZM162 221L164 222L165 221V223H162ZM169 222V223H167V222ZM182 221V222H181ZM197 221V222H196ZM203 221V220H202ZM217 221H218V223H217ZM249 221V222H248ZM252 221V222H251ZM31 224H29V223ZM41 222V223H40ZM42 222H44V223H42ZM67 222V223H66ZM81 222V223H80ZM152 224H151V223ZM154 222V223H153ZM158 222V223H157ZM213 222V223H212ZM251 222V224H249ZM26 223H28V224H26ZM37 223H39V224H37ZM45 223H46V225H45ZM122 223V224H121ZM147 223H148V225H147ZM149 223L151 224V225H149ZM168 225H167V224ZM179 223V224H178ZM180 223H181V225H180ZM241 223V224H240ZM247 223V224H246ZM63 224V225H62ZM112 224H114V225H112ZM126 224V225H125ZM160 224V225H159ZM182 224H184V227H183V225ZM205 224V225H204ZM33 225V226H32ZM42 225V226H41ZM43 225H45L44 227H43ZM117 225V226H116ZM123 225V226H122ZM19 226V227H18ZM25 227V229L24 230H26V231H23V227ZM48 226V227H47ZM101 226V227H100ZM112 226V227H111ZM157 226V227H156ZM179 226H180V228H179ZM182 226V227H181ZM196 226V227H195ZM198 226V227H197ZM207 226V227H206ZM18 227V229L19 228H21V230H18V229H16ZM29 227H31V228H29ZM43 227V228H42ZM46 227V229H44ZM55 228V230L54 231H52L53 230V228ZM127 227V228H126ZM153 228L154 230H152V229H150V228ZM155 227V228H154ZM158 227L160 228V229H158ZM162 227V228H161ZM186 227V228H185ZM202 229H204V230H202ZM29 228V229H28ZM42 228V229H41ZM50 228H52V229H50ZM113 228V229H112ZM122 228V229H121ZM178 228V229H177ZM199 228V229H198ZM15 229V230H14ZM31 229V231H29ZM35 229H37V230H35ZM50 229V230H49ZM112 229V230H111ZM163 229V230H162ZM176 229V230H175ZM195 231H194V230ZM201 229V230H200ZM244 229V230H243ZM5 230V231H4ZM14 230V231H13ZM35 230V231H34ZM61 230V231H60ZM174 230V231H173ZM182 230V231H181ZM240 230V231H239ZM10 231V232H9ZM21 231V232H20ZM34 231V232H33ZM59 231V232H58ZM140 231V232H139ZM153 231V232H152ZM155 231H157L156 233H155ZM166 233H165V232ZM185 231V232H184ZM192 231V232H191ZM194 231V232H193ZM199 232L200 234L196 237V233L195 232ZM240 233H239V232ZM242 231H244V232H242ZM245 231L247 232V234H245ZM10 234H9V233ZM20 232V233H19ZM24 232V233H23ZM26 232V233H25ZM29 232H32V234L31 233H29ZM47 232H49V233H51V234H49V233H47ZM63 232V233H62ZM152 232V233H151ZM166 234V235H164V233ZM178 234H177V233ZM180 232H182L181 234H180ZM198 232H197V234H198ZM203 232V233H202ZM242 232V233H241ZM23 233V234H22ZM47 234V235H45V234ZM104 233V234H103ZM159 233H160V235H159ZM174 233H176L177 235H178V238H177V236L174 234ZM189 233V234H188ZM192 233H195V234H192ZM12 234L14 235V236H12ZM31 234V235H30ZM64 234V235H63ZM68 234H71V235H68ZM98 234V235H97ZM158 234V235H157ZM168 234V235H167ZM183 234V235H182ZM240 234H242V237H244L243 239H242V237H241V235ZM11 235V236H10ZM24 235H26V236H24ZM28 235V236H27ZM45 235V236H44ZM79 235V236H78ZM96 235V236H95ZM113 235V236H112ZM142 235V236H141ZM162 235V236H161ZM163 235L165 236L164 237V239L162 238V240H161V237H163ZM181 235H182V237H181ZM195 235V236H194ZM235 235V234H234ZM245 235V236H244ZM20 236H22V237H20ZM48 236V237H47ZM135 236H136V238H135ZM141 236V237H140ZM159 236H161V237H159ZM184 236V237H183ZM205 236V237H204ZM241 237V239H240V237ZM38 237V238H37ZM40 237V238H39ZM45 237H47V238H45ZM80 237V238H79ZM105 237V238H104ZM113 237V238H112ZM149 237V238H148ZM155 237L157 238V237H159V239L157 238V240H155ZM168 237V238H167ZM190 237V238H189ZM191 237L193 238L192 240H191ZM202 237V238H201ZM203 237L205 238V239H203ZM51 238H53V237H51ZM70 239V241H69V239ZM72 238H74V239H72ZM78 240H76V239ZM99 238H101V242H100V239ZM154 238V239H153ZM167 238V239H166ZM182 238V239H181ZM195 238L196 239H199V240H195ZM42 239V240H41ZM54 239V238H53ZM83 239H85L84 241H83ZM88 239V240H87ZM94 239V240H93ZM99 239V240H98ZM111 239V240H110ZM132 239V240H131ZM207 239V240H206ZM115 240V241H114ZM136 240V241H135ZM203 240H206L205 242L203 241ZM238 240V241H237ZM34 241V242H33ZM37 243H36V242ZM69 241V242H68ZM108 241V242H107ZM172 241V242H171ZM236 242L237 243V246H235L236 245V243H234V242ZM244 243H242V242ZM24 242V243H23ZM117 242V243H116ZM207 242V243H206ZM209 242V243H208ZM20 243V244H19ZM24 245H23V244ZM79 243H80V241H79ZM157 243V244H156ZM169 243H171V244H169ZM233 243L235 244V245H233ZM240 244V246H239V244ZM37 244V245H36ZM143 244V245H142ZM187 244H189V245H187ZM27 245V246H26ZM29 245V246H28ZM172 245V246H171ZM174 245H175V247H174ZM187 245V246H186ZM210 245V246H209ZM230 245V246H229ZM243 245V246H242ZM35 246V247H34ZM63 247V249L61 248V247ZM158 246V247H157ZM167 246V247H166ZM190 246V247H189ZM225 246V247H224ZM24 247V248H23ZM26 247V248H25ZM30 247V248H29ZM35 248V249H33V248ZM38 247V248H37ZM106 247V248H105ZM129 247V248H128ZM173 248V249H170V248ZM185 247V248H184ZM226 247H229L230 248V250H228L229 248H226ZM241 247V248H240ZM114 249V251H113V249ZM121 250H120V249ZM129 250H128V249ZM146 248V249H145ZM197 248V249H196ZM235 250H234V249ZM238 248V249H237ZM131 249V250H130ZM220 249V250H219ZM225 249H226V251H225ZM65 250V251H64ZM110 250V251H109ZM119 250V251H118ZM161 250V251H160ZM172 250V251H171ZM174 250V251H173ZM233 250V251H232ZM236 250H237V252H236ZM111 251H113L112 253H111ZM116 251V252H115ZM136 251V252H135ZM140 251H142L141 253H140ZM151 251H152V253H151ZM184 251V252H183ZM211 251H212V253H211ZM214 251V252H213ZM217 251L218 252H220V253H217ZM110 252V253H109ZM122 252V253H121ZM144 252V253H143ZM166 252H168V253H166ZM170 252V253H169ZM200 252V253H199ZM216 252V253H215ZM222 252V253H221ZM225 254H224V253ZM226 252H228V253H226ZM22 253V254H21ZM114 253H116V254H114ZM148 253V254H147ZM150 253V254H149ZM157 255H156V254ZM160 253V254H159ZM206 253V254H205ZM105 254H106V256H105ZM110 254V255H109ZM112 254L114 255V256H112ZM126 254V255H125ZM213 254V255H212ZM222 254L224 255V257L222 256ZM228 254V255H227ZM230 254H231V256H230ZM108 255V256H107ZM116 255H118V256H116ZM151 255V256H150ZM156 255V258L154 257ZM168 255V256H167ZM226 255V256H225ZM104 256V257H103ZM110 256H112V257H110ZM211 256H212V258H211ZM229 256V257H228ZM233 256H236V257H234L233 258ZM121 259H119V258ZM152 257V258H151ZM217 257V258H216ZM57 258V259H56ZM102 258H103V260H102ZM139 258H141V259H139ZM214 258H215V260H214ZM222 258V259H221ZM224 258V259H223ZM229 258V259H228ZM127 261H126V260ZM133 259V260H132ZM146 259V260H145ZM153 259H155V260H153ZM190 259V260H189ZM202 259V261H200ZM208 259H209V261H208ZM211 259H213V260H211ZM228 259V260H227ZM231 259V260H230ZM9 260V261H8ZM114 260H116V259H114ZM130 260V261H129ZM140 260V261H139ZM150 260V261H149ZM216 260H218V261H216ZM226 260V261H225ZM26 261V262H25ZM117 261V260H116ZM153 261V262H152ZM215 261V262H214ZM225 261V262H224ZM21 262V263H20ZM71 262V263H70ZM227 262V263H226ZM129 263V264H130ZM257 264H259V262H256ZM255 263V264H256Z\"/></svg>","mask_w":264,"mask_h":264},{"label":"bare ground","instance_id":"2","mask_svg":"<svg viewBox=\"0 0 264 264\" xmlns=\"http://www.w3.org/2000/svg\"><path fill=\"white\" fill-rule=\"evenodd\" d=\"M1 1V0H0ZM54 1V0H53ZM57 1V0H56ZM65 2H66V0H64ZM106 1H108V0H106ZM112 1V0H111ZM128 1V0H127ZM48 2V1H47ZM64 2V4L67 6V4ZM80 2H81V0H80ZM83 2V1H82ZM85 2V1H84ZM83 2V3H84ZM86 2H89V1H86ZM95 2V1H94ZM93 2V3H94ZM102 2V1H101ZM101 2H100V5H101ZM113 2V1H112ZM14 3V2H13ZM76 3V2H75ZM93 3H92V6H75V7H71V8H69L68 10H65V6L63 7L62 6V9L60 8V10H59V16L62 18L61 20H59V21H56V24L57 25H59V28L57 29L58 31L60 30V29H62V28H64V26L65 25H67V24H69V23H72V25H70L69 26V28H64L63 30H60V31H62L61 32V37L60 38H63V43L61 42V43H59L60 45H62V44H64L65 45V47L67 46V47H70V46H74V45H78V47H81L82 45L84 46L85 44H89V43H91L92 44V40H94V39H100V38H106V37H111V36H116V35H114V34H118L119 32H120V34H122L123 35V33L121 32V30H123V28H125V26H127L128 24H129V18L131 19L133 16H135L138 12H137V10L133 7H124V8H120V7H118V8H116V9H110V8H108V7H106V5L105 6H102L101 8L99 7V6H97V7H99L100 9H98V8H96V6H93ZM103 3H104V1H103ZM128 3V2H127ZM8 4H10V3H8ZM87 4V3H86ZM90 4V3H89ZM97 4V3H96ZM106 4V3H105ZM107 4H109V2H107ZM121 4H123L122 2H121ZM18 5V4H17ZM51 5V4H50ZM71 5V4H70ZM75 5V4H74ZM81 5H84V4H81ZM91 5V4H90ZM111 5V4H110ZM109 5V6H110ZM124 5V4H123ZM115 6V5H114ZM113 6V7H114ZM116 6H119V5H116ZM121 6V5H120ZM126 6V5H125ZM129 6V5H128ZM131 6V5H130ZM134 6V5H133ZM136 6V5H135ZM34 7V6H33ZM37 7V6H36ZM57 7L59 8L60 7V5L58 6L57 5ZM140 7V6H139ZM10 8V7H9ZM64 8V9H63ZM67 8V7H66ZM115 8V7H114ZM144 8V7H143ZM6 9V8H5ZM13 9V8H12ZM15 9H16V7H15ZM51 9V8H50ZM52 9H54V8H52ZM98 9V10H97ZM186 9V8H185ZM8 10V9H7ZM30 10V9H29ZM46 10V9H45ZM56 10H57V8H56ZM140 10H142L143 11V9H141L140 8ZM139 10V11H140ZM144 10H145V8H144ZM170 10V9H169ZM172 10H174L173 8H172ZM177 10V9H176ZM187 10V9H186ZM188 10H190L189 8H188ZM187 10V11H188ZM49 11H51V10H49ZM182 11H185V10H182ZM5 12V11H4ZM3 12V13H4ZM6 12H8V11H6ZM25 12V11H24ZM42 12H44V11H42ZM52 12V11H51ZM145 12V11H144ZM143 12V13H144ZM169 12H171V10L169 11ZM46 13H47V11H46ZM45 13V14H46ZM56 13V12H55ZM140 13H141V11H140ZM167 13V12H166ZM171 13H173V12H171ZM176 13V12H175ZM183 13V12H182ZM189 13H191L190 11H189ZM2 14V13H1ZM0 14V15H1ZM34 14V13H33ZM49 14H50V12H49ZM57 14V13H56ZM145 14V13H144ZM146 14H147V11H146ZM145 14V15H146ZM149 14V13H148ZM169 14V13H168ZM168 14H166V16L168 15ZM17 15V14H16ZM19 15V14H18ZM51 15V14H50ZM138 15V14H137ZM139 15H142V14H139ZM150 15V14H149ZM171 15V14H170ZM175 15H178L177 13L175 14ZM185 15V14H184ZM187 15V14H186ZM185 15V16H186ZM195 15V14H194ZM197 15V14H196ZM15 16V15H14ZM43 16H45L44 14H43ZM42 16V17H43ZM48 16V15H47ZM55 16V15H54ZM54 16H52V17H54ZM153 16V15H152ZM152 16H151V19H152ZM184 16V20L183 21H185V23L187 22V20H185L186 19V17L188 18L189 16H191V21H189V22H194L195 20H198V16H196L197 17V19H196V17H195V20H193L194 19V16H193V19H192V14L191 15H188V16H186L185 17ZM203 16V15H202ZM4 17V16H3ZM46 17V16H45ZM158 17V16H157ZM178 17V16H177ZM183 17V16H182ZM201 17V16H200ZM44 18V17H43ZM43 18H41V19H43ZM49 18V17H48ZM165 18H167V17H165ZM52 18H50V20H51ZM58 19V18H57ZM122 19V20H121ZM137 19H138V16H137ZM146 19V18H145ZM144 19V20H145ZM163 19V18H162ZM189 19H190V17H189ZM4 20V19H3ZM29 20V19H28ZM43 20H45V19H43ZM49 20V19H48ZM107 20V21H106ZM120 20V21H119ZM135 20V19H134ZM139 20H141V19H139ZM143 20V19H142ZM141 20V21H142ZM148 20H150V19H148ZM201 20V19H200ZM200 20L198 21V22H200ZM11 21V20H10ZM34 21V20H33ZM41 21V20H40ZM127 21H129V22H127ZM146 21H147V19H146ZM152 21H153V19H152ZM166 23H164L163 25H164V27L165 28H167L168 27V20L166 19ZM170 21V20H169ZM2 22V21H1ZM0 22V23H1ZM39 22V21H38ZM43 23H44V21H42ZM41 22V23H42ZM49 22H52V21H49ZM132 22H134L133 20H132ZM136 22H137V20H136ZM145 22V21H144ZM144 22H142V23H144ZM151 22V21H150ZM161 22H164V20L163 21H161ZM182 21H181V19H179V17L176 19H174V21H172V22H169L170 24L169 25H171L170 27H173V29L175 30H178L179 28H181V27H185V26H187V27H195V25H198L197 23H196V21L194 22V23H186V24H182L181 23ZM204 22H206L207 23V21H206V19H204ZM11 23V22H10ZM47 23V22H46ZM59 23V24H58ZM128 23V24H127ZM151 23H153L154 24V21L153 22H151ZM156 23V22H155ZM159 23H160V21H159ZM184 23V22H183ZM196 23V24H195ZM205 23V24H206ZM6 24V23H5ZM4 24V21H3V23H2V25H5ZM19 24V23H18ZM25 24V23H24ZM38 24V23H37ZM39 24H40V22H39ZM55 24V25H56ZM127 24V25H126ZM157 24V23H156ZM43 25V24H42ZM48 25H50L49 23H48ZM132 25V24H131ZM148 25V24H147ZM207 25V24H206ZM13 26V24L12 25H9V24H7V27H8V29H9V32L8 33H10V32H14V33H17L16 32V30H14V28H18V26L17 25H15L16 27H12ZM39 26V25H38ZM44 26V25H43ZM47 26V25H46ZM68 26V25H67ZM66 26V27H67ZM128 26H130V25H128ZM133 26V25H132ZM142 26V25H141ZM144 26V25H143ZM142 26V27H143ZM159 26V25H158ZM162 26V25H161ZM181 26V27H180ZM200 26H203V18H202V21H201V23H200ZM25 27V26H24ZM23 27V28H24ZM131 27V26H130ZM141 27V28H142ZM197 27V26H196ZM199 27V26H198ZM197 27V28H198ZM204 27V26H203ZM206 27H209V25L208 26H206ZM5 28V26L3 27V29ZM44 28V30H46V29H48L47 27H46V29H45V27H43ZM141 28H140V31H141ZM160 28V27H159ZM40 29H41V27H40ZM55 29V28H54ZM126 30H127V28H125ZM164 29V28H163ZM189 29V28H188ZM199 29V28H198ZM200 29H201V27H200ZM207 29V28H206ZM209 29V31H210V27L208 28ZM22 30V29H21ZM30 30H31V28H30ZM126 30H124V33H126L125 31ZM142 30H144V28H142ZM146 30V29H145ZM159 30V29H158ZM196 30V29H195ZM205 30V29H204ZM17 31H18V29H17ZM47 31V30H46ZM57 31V32H58ZM130 31V30H129ZM135 30L133 29V32H134ZM139 31V30H138ZM163 31V30H162ZM179 31V30H178ZM190 31V30H189ZM205 31V32H203V34H202V36L200 35L199 37H202L203 38V41H202V43H203V45H204V47H205V49H206V52H207V54H208V56H206L205 55V57H208V59H209V63H211L212 61H211V59L212 58H214V54H215V52H217L216 51V48L214 47L215 46V44H213V39H212V35L210 34V32H212V31ZM20 32V31H19ZM35 32V31H34ZM50 32V31H49ZM54 32H55V30H54ZM127 32H128V30H127ZM13 33V34H14ZM171 34H172V32H170ZM169 33V34H170ZM181 33H183V32H181ZM180 33V34H181ZM199 33V34H200ZM12 34V35H13ZM18 34V33H17ZM50 34V33H49ZM53 32H52V34H50V35H52L53 36ZM57 34H59V33H57ZM134 34V33H133ZM146 33H144V35H145ZM177 34H178V32H177ZM176 34V35H177ZM186 34H187V32H186ZM239 34V33H238ZM242 34V33H241ZM11 35V36H12ZM45 35V34H44ZM46 35H47V32H46ZM119 35V34H118ZM130 36H132L133 37V35H131V32H130V34H129ZM138 35V34H137ZM139 35H141V34H139ZM139 35L138 36H136V37H138L139 38ZM197 35V34H196ZM215 34H213V36H214ZM57 36V35H56ZM175 36V35H174ZM178 36H180V35H178ZM186 36H188V35H186ZM191 36H195V35H191ZM232 36V35H231ZM231 36L229 37V36H227V41H228V39H233L234 38V36H233V38H231ZM246 36V35H245ZM47 36H45V38H46ZM119 37H122V36H119ZM125 37V36H124ZM135 37V38H136ZM145 37H146V35H145ZM168 37V36H167ZM185 37V36H184ZM189 37V36H188ZM188 37H187V39H188ZM198 37V36H197ZM196 37V38H197ZM216 37V36H215ZM225 37V36H224ZM36 38V37H35ZM48 38V37H47ZM52 38V37H51ZM123 38V37H122ZM156 38H158V37H156ZM172 38H174L173 37V35H172ZM171 38V39H172ZM176 38V37H175ZM174 38V39H175ZM179 38V37H178ZM182 38V37H181ZM221 38H222V36H221ZM39 39V38H38ZM42 39V38H41ZM48 39H50V38H48ZM163 39H165V38H163ZM177 39V38H176ZM180 39V38H179ZM179 39H177V40H179ZM184 39V38H183ZM200 39V38H199ZM199 39H197V41L199 40ZM215 39V38H214ZM222 39H224V38H222ZM43 41L44 40H46V39H42ZM95 40V41H96ZM104 40V39H103ZM106 40V39H105ZM122 40V39H121ZM124 40V39H123ZM143 40V39H142ZM170 40V39H169ZM169 40L166 42L165 41V43H160V42H158V43H156V42H154V43H152V45L151 44H149V45H151V46H149V47H143V48H146V50H143L144 52H146L145 54L143 53V52H141V53H143L144 55V57L140 54V56H139V54H138V58H139V60L137 59V58H133V59H137V62L139 63L138 64V67H143V65L144 64H146L147 62H149L150 60H152V61H157V64H155V65H157V66H161V71L162 72H166L167 70H172V71H178V68H179V66H180V64H183L184 63V59H186V58H184L182 61H183V63H182V61L181 60H178L177 59V54L175 53V52H177V53H179V51H180V46H181V44H183V43H180L179 45L178 44H176V43H169L168 44V42H169ZM176 40V41H177ZM188 40H190L188 43H189V49L187 48V50H190V52H188L189 53V56H190V54L192 55V56H190V58H188V59H191L193 56H195V55H197L196 53H198L200 50H199V45L201 44V42H200V44H197L198 42L194 39V38H192L191 37V39H188ZM188 40H186V41H188ZM202 40V39H201ZM225 40V41H226ZM236 40H238V39H236ZM240 40V39H239ZM241 40H244V39H241ZM241 40L239 41V43L241 42ZM21 41V40H20ZM42 41V42H43ZM55 42H56V40H54ZM102 41V40H101ZM109 41V40H108ZM112 41H113V39H112ZM116 43L114 42H112V44H110L109 45V48L112 50L111 52L110 51H108V52H110L111 54L112 53H114V56H115V58H111L112 56L110 55V57H109V54H107L106 53V55H104V53H102L101 51L102 50H100L99 52H100V54L102 55L103 54V56H99L100 54H99V52H97L98 50H96V48L95 49H93L92 48V46L89 44V47L91 46V48H89V47H83L82 46V48H80V49H77V50H75V52L73 53V55H72V57L74 56V55H76V57L78 58V60L80 61V62H78V63H80L81 64V66H79V69H81V68H84V70H95V72H98L103 78L104 77H106L107 75H108V73L109 72H111L112 70V73L114 72V70L115 69H112L111 71H110V68H109V66L108 65H111L112 66V64H111V62H112V59L115 61V60H117V61H120V62H122V58H119V56H118V52L119 51H121L122 52V54H123V52L125 51H128V50H133V49H136L137 48V44H141V43H139L138 42V40H135L134 38L133 39H130V37L128 38V40H127V37H126V40L125 41H123V42H118L119 40H117V38H116ZM145 41V40H144ZM174 41V40H173ZM179 41H181V39L179 40ZM178 41V42H179ZM185 41V42H186ZM216 41H217V38H216ZM219 41V40H218ZM227 41H226V43H227ZM232 41H234V39L232 40ZM232 41H230L229 40V42L228 43H230V44H232L231 42ZM245 41V40H244ZM243 41V42H244ZM249 41V40H248ZM45 42V41H44ZM43 42V43H44ZM47 42H50V40L49 41H47ZM46 42V43H47ZM55 42L52 44V46L55 44ZM183 42V41H182ZM184 42V43H185ZM220 42H222L221 40L219 41V43ZM235 42V41H234ZM233 42V43H234ZM237 42V41H236ZM40 43H41V41H40ZM97 43V42H96ZM102 42H100V44H101ZM104 43V42H103ZM102 43V44H103ZM109 43V42H108ZM187 43V42H186ZM185 43V44H186ZM245 43V42H244ZM246 43H248V42H246ZM245 43V44H246ZM95 44V43H94ZM105 44V43H104ZM147 44V43H146ZM222 44H224V42L222 43ZM43 45V44H42ZM63 45V46H64ZM69 45V46H68ZM96 45V44H95ZM226 45V44H225ZM241 44H238V46L239 47H241L240 46ZM46 46H48V44L47 45H45V47ZM52 46H51V49H52ZM59 46V45H58ZM62 46V47H63ZM100 46V45H99ZM139 46V45H138ZM146 46V45H145ZM148 46V45H147ZM184 46H186V45H183V50L184 51H186V49H184ZM222 46V48H224L223 47V45H221ZM221 46H220V50H221ZM235 46H237V44H235ZM40 47V46H39ZM41 47H44V45L43 46H41ZM44 47V48H45ZM53 47H55V45L53 46ZM57 47V46H56ZM60 47V46H59ZM67 47L66 48H64V49H66V53H67ZM95 47H98V44H97V46H95ZM107 47H108V45H107ZM187 47V46H186ZM185 47V48H186ZM201 47H203V46H201ZM203 47V48H204ZM217 47V46H216ZM243 47H245V46H243ZM50 48V47H49ZM133 48V49H132ZM140 48H142V47H140ZM203 48H202V50H203ZM218 48V47H217ZM43 49V48H42ZM47 49V48H46ZM54 49V48H53ZM52 49V50H53ZM64 49H62V50H64ZM70 49H71V47H70ZM70 49H68V50H70ZM75 49V48H74ZM73 49V50H74ZM108 49V48H107ZM106 49V50H107ZM110 49H108V50H110ZM139 49V48H138ZM201 49V48H200ZM44 50V49H43ZM49 50V49H48ZM59 51H60V48L58 49ZM57 50V51H58ZM61 50V51H62ZM140 51H141V49H139ZM182 50V51H183ZM218 50H219V48H218ZM219 50V51H220ZM224 50V49H223ZM19 51H20V49H19ZM55 52H56V50H54ZM54 51H53V53H54ZM60 51V53H63L64 52V54H65V50L64 51H62L61 52ZM182 51H181V54H182ZM205 51V50H204ZM222 51V50H221ZM21 52V51H20ZM43 52V51H42ZM49 52H50V50H49ZM52 52V51H51ZM71 54H72V49H71ZM70 52H68V54L70 53ZM132 52H134V51H132ZM136 52V51H135ZM249 52V51H248ZM253 52V51H252ZM13 53H15V52H13ZM40 53V52H39ZM57 53V52H56ZM201 53H202V51H201ZM218 53V52H217ZM49 54H51V53H49ZM57 54H59V53H57ZM57 54H56V58L59 56V55H61V54H59L58 56H57ZM99 54V55H98ZM121 54V53H120ZM180 54V55H181ZM185 54V53H184ZM193 54H195V55H193ZM206 54V53H205ZM225 54V53H224ZM14 55H16V54H14ZM27 55H29V54H27ZM35 55V54H34ZM41 55L42 54H40V57H41ZM204 55V54H203ZM202 55V56H203ZM49 56H51V58L53 59V56H52V54L51 55H49ZM132 56V55H131ZM181 56H183V55H181ZM189 56H187V57H189ZM201 56V55H200ZM199 56V60H200V62H201V60L203 59H200L201 57ZM217 56V55H216ZM246 56H248V55H246ZM262 56V55H261ZM17 57V56H16ZM35 57H36V55H35ZM39 57V56H38ZM38 57H36V58H38ZM44 57V56H43ZM42 57V58H43ZM54 57H55V55H54ZM61 57H67V55L66 56H61ZM109 57V58H108ZM123 57L125 58V56H124V54H123ZM128 57V56H127ZM135 57H137V56H135ZM185 57V56H184ZM196 57V56H195ZM204 57V56H203ZM245 57V56H244ZM30 58V57H29ZM32 58V57H31ZM36 58H34L33 57V59L32 60H34L35 59V61L36 60H38V59H36ZM56 58H55V60H56ZM68 58V57H67ZM67 58H66V60H67ZM107 58L108 59H111L110 61L111 62H109V63H107L108 65L106 66L105 64H106V62L108 61L107 60ZM129 58V60L133 63V59L131 60L130 58L131 57H128ZM183 58V57H182ZM181 58V59H182ZM10 59V58H9ZM45 59H46V57H45ZM48 59V58H47ZM52 59H51V61H52ZM60 59V58H59ZM64 59V58H63ZM70 59H71V55H70ZM69 59V60H70ZM73 59H74V57H73ZM126 59V58H125ZM197 59L198 58H196V60L195 59H193V60H195V66H191V68L193 67V69H195L194 67H197L196 65H199L196 69H198V68H200V64L199 63H197L196 61H197ZM206 59V58H205ZM205 59H203V61L205 60ZM247 59V58H246ZM19 60V59H18ZM55 60L53 61L54 62V64H55ZM57 60H58V58H57ZM57 60H56V63H57ZM72 60V59H71ZM77 60V59H76ZM75 60V61H76ZM77 60V61H78ZM192 60V59H191ZM192 60V61H193ZM207 60V59H206ZM214 60H215V58H214ZM226 60H228V59H226ZM251 59H249L248 60V62L250 61ZM254 60V59H253ZM258 60V59H257ZM260 60H262V58L260 59ZM23 61H24V59H23ZM23 61H22V65H21V67H19L18 68V66L17 67H15L14 65V67L15 68H13V69H9L10 71H9V74L11 75V77H15V76H21V77H23L24 79V81L26 82V80H29L30 78H36V80H40L41 82H43V78H45V80L47 81V79H46V77L48 78V81L46 82V83H48V84H46L47 86V88H49L48 89V91H46V100H48V105H46V106H48L47 107V109L45 110V108L46 107H44V111H42V110H40L39 109V106H38V108H36L37 107V104H35V106H34V104H33V100H32V97H31V95H25L26 96V102L24 101V102H20V100L22 99V98H20V100H18V101H15V99H14V102L15 103H17L18 105H19V107H20V109L22 110V112L25 114V115H27V116H29V117H32V119H34V120H36V122L38 123V124H43V125H46L47 127H49L50 128V130L51 131H54V135L53 134H51L52 136V138H53V136H55V138H56V134L58 133V137H59V139H51V137L48 135L47 136V134H46V136H43V138H42V136H40L42 139H44V137H46L45 138V142H39V144H37V143H34V144H31L30 142V145H29V147H30V149H34V151H35V153H34V151H32L33 153H31V150H26V148L28 147V144L26 143L25 145H24V148L23 149H25V151H24V155H25V158L29 161V162H26V164L27 163H30L31 164V162L30 161H32V160H35V161H37L38 163H39V165L41 166L39 169V176L37 175V177L35 176V174L33 173V176H35L34 177V180L35 181H39L38 182V188H40V189H44V187H46V184L43 182L45 179H46V175L48 176V174L50 175V173H55V175H57L56 173L57 172H55L57 169H63V168H65V169H68L69 170V172L71 171V175H72V173H74V171H75V173H76V171L79 173V175H81V176H83V175H87V173H86V167H85V162L86 163H88L89 161H88V159L89 160H91V158H89V157H91L93 154H96V157H98V159H99V164L101 163V165H104V167L105 168H107L109 165L108 164H110V166L111 165H113L114 166V164L116 163V160H120V159H122V158H124L125 160H127L128 161V163H127V172L125 173L126 174V176H129L130 177V179L132 180V181H134L136 184L137 183H142V184H144L145 186L144 187H148V188H150L151 190H153L154 189V191H156L158 188H161L162 186L161 185H163L164 186V184H172V185H184V186H186V188L185 189H179V188H173V189H170L171 188V186H170V188H169V192L167 193L166 192V194L165 193H162V195H158V193H156L157 194V198H160V199H163V201H165L164 200V198H163V196H165V195H168V196H166L167 197V199L168 198H180V196H182V198L183 197H185V196H183V194H185L187 197H189L187 200H189L190 201V198L191 197H195L196 198V200H197V198H209V200H212V201H214V203H215V205H213V206H215L216 207V209H220L221 211H222V214H220L221 215V218H220V222L218 223V221H217V225L215 226H213V228H206L207 230H205V233H203L204 235L206 234L209 238H207V239H209L210 240V244L212 245V248H213V250H215V249H217L218 250V247L220 246V245H224L225 244V246H227V243L228 244H230L229 242L231 241V240H234V237L236 238V235H238V234H236V231H237V227H235V224L236 223H238V221L239 220H241V218H243V217H249V219L251 218V219H254V221H256V222H254L253 224H251V222L249 223V224H251L252 225V227H251V229H250V232L248 233V234H250V233H252L251 234V236H249V237H246V238H244V237H242V234H240L241 235V237H242V239L244 238L245 240V244H244V247L240 250V254L239 255H236V256H239V258H238V261L239 262H245V263H247V264H255L256 262H259V264H264V183L263 184H261L262 186L260 187V184L258 183V185H259V188H257V189H259V190H256V188H255V184H254V182H255V180H258L257 179V177H258V175H259V173L262 171V170H264V158L263 157H261L260 155L261 154H263V153H261V152H263V151H259V150H262V149H260V148H264V123L263 124H261L263 121H264V111L263 110H259L258 111V115L261 113L262 114V117L260 118L261 120H259L258 118V120L259 121H261L260 122V125H258V126H256V127H252L251 129L246 125V124H244V125H246L247 127H245V129H244V126H243V121L242 122H239L240 120H238L237 119V121H238V123H242V127L243 128H241V129H244V133L242 134H240V135H238V134H234L233 133V130L235 129V127H234V125L235 124H233V121L234 120H236L235 118L236 117H238V115H240L241 113H242V111H244L245 110V108H249V106L248 105H250L249 104V102L253 99V100H255V101H257V99H258V101L260 102V97L258 96V91H257V88L255 89L254 88V84L252 85V83H253V80H252V83H251V79H248V81L250 82V86H252V87H249V86H247L245 89H239V88H237L238 86H237V83H236V86L237 87H234L236 90H234V89H232L233 88V86H234V84H232L233 86H228V88H222V89H219L218 87H216V85L215 84H218L217 82H215L216 80H217V78L219 77H215L216 78V80H214V72H213V69H212V67L210 66L209 67V65L207 66V68H205L206 69V72H205V74H204V78H203V76L201 77V76H199L198 74L196 75V76H199V77H201V78H203L204 79V81H205V83H204V81H202L203 82V84H202V82L200 83V84H198L199 82H200V80H199V82H194V83H196V84H194L192 87H190V90L186 87H182V86H176L173 90H169L168 91V94L170 95V96H174V95H176V94H179L180 95V101H179V103L181 102L183 105L184 104H188L189 105V108L186 110V111H184L183 110V108H181L182 106L180 105V104H174L175 103V101H174V103H171L170 102V99H168V98H164L163 96L162 97H159V95L161 94V92H162V89L161 88H159V87H161L160 86V84H159V86H157L156 88H157V90H155V89H151V91L148 93V94H138L137 95V98H132V99H129V97H128V99L129 100H125V102H124V104L126 103L127 105L129 104L130 106H131V109L133 108V109H135L136 111H134V112H138V118H136V119H138L136 122L137 123H135V124H133L132 126H129L128 125V123H129V119H131V115H133L132 114V111L130 110V109H127L126 111L124 110V108L122 109V110H124V111H120L116 106H115V103L113 104L112 103V106H111V108H108V107H110L109 105H111V104H109V105H107L106 103L108 102V100L111 102V100H110V96H111V94H112V91L110 90L111 89V87H110V89H109V87L107 88V87H104V84H100V83H89V84H87V86L86 87H84L83 88V85H82V88L81 87H79V85H76V83L77 82H79V81H81V82H83V80H85V79H82L83 77H84V75H83V77H81L82 76V74L80 73V77H81V79L82 80H80L79 79V75H77L79 72H73V71H69V69L70 68H72L71 67V63H73V62H71L70 63V61H65V62H63L62 61V59H61V61H62V63L61 64H59V65H61V66H59V65H57L59 68H56L55 66H56V64L54 65V67H55V69H53L54 67H53V65L52 66H50V67H52V72L50 71V69H49V71L51 72H49L48 70H47V68H46V66H49L48 64L46 65V62H45V60H44V62L43 63H45V67H44V69H40L41 67H42V61L39 63L40 65V67H36V66H33L32 65V63L31 62H29L28 60H27V62L25 63V64H23ZM25 61H26V58H25ZM31 61V60H30ZM48 61V60H47ZM50 61V60H49ZM73 61V60H72ZM75 61H74V63H75ZM117 61H115L114 63H116ZM179 61H181V62H179ZM187 62H188V60H186ZM190 61V60H189ZM208 61V60H207ZM242 62H244V60H241ZM9 62V61H8ZM151 62V61H150ZM247 61H245V63H246ZM261 61H259V63H260ZM35 63H37V62H35ZM34 63V64H35ZM48 63V62H47ZM124 63V61L122 62V64ZM125 63H127L126 61H125ZM202 63V62H201ZM204 63H206L205 61L203 62V64ZM239 63V62H238ZM256 63V62H255ZM255 63L253 64V65H255ZM69 64H70V68H69ZM119 65H121L120 63H118ZM118 64H115L116 66L118 65ZM186 64V63H185ZM188 64H193V63H188ZM208 64V63H207ZM244 64V63H243ZM249 65L248 66H250V68L252 67V64L250 65V62L248 63ZM256 64H258V63H256ZM17 65H19L18 63H17ZM72 65H74V64H72ZM76 65V64H75ZM79 65V64H78ZM155 65L153 64L152 66H154L155 67ZM205 65V64H204ZM223 65H225V64H223ZM245 65V64H244ZM11 66V65H10ZM20 66V65H19ZM44 66V65H43ZM127 66H128V64H127ZM131 66H132V64H131ZM131 66L129 65L128 66V68L130 67L131 68ZM189 66V65H188ZM247 66V67H248ZM256 66V65H255ZM255 66H253V68H251V70L252 69H254V67ZM74 67V66H73ZM76 67V66H75ZM75 67H74V69H75ZM81 67V68H80ZM119 67V66H118ZM117 67V68H118ZM121 67V66H120ZM123 67H124V65H123ZM135 67V66H134ZM147 66H145V68H146ZM151 69H152V67L151 66H149ZM149 67H147L148 68V70H149ZM184 67V66H183ZM185 67H187V66H185ZM185 67H184V69H185ZM204 67H206V66H203V68ZM238 67V66H237ZM8 68H9V65H8ZM43 68V67H42ZM69 68V69H68ZM127 67H126V69H128ZM129 68V69H130ZM146 68V69H147ZM156 68V67H155ZM159 68V67H158ZM157 68V69H158ZM181 68H182V66H181ZM190 68V67H189ZM190 68V69H191ZM1 69V68H0ZM5 69L6 68H4V72H5ZM77 69V68H76ZM120 69V68H119ZM125 69V68H124ZM124 69H120V70H124ZM134 68H132V70H133ZM154 69V68H153ZM241 69H243L242 67H241ZM248 69V68H247ZM246 68H245V66H244V71H246L247 70ZM119 70V71H120ZM131 69L129 70V71H132ZM137 70V69H136ZM145 70V69H144ZM187 70H188V67H187ZM221 70V69H220ZM232 70V69H231ZM237 70V69H236ZM236 70H232L233 72H235ZM240 70V69H239ZM255 70V69H254ZM3 71V70H2ZM7 71V70H6ZM78 71V70H77ZM80 71V70H79ZM82 71V70H81ZM80 71V72H81ZM116 71H118V70H116ZM128 71V70H127ZM143 71V70H142ZM192 71V70H191ZM205 71V70H204ZM203 71V72H204ZM241 71V70H240ZM243 71V70H242ZM244 71H243V74H246V72L244 73ZM84 72V71H83ZM134 72V71H133ZM141 72V71H140ZM150 72V71H149ZM153 72H154V70H153ZM189 72V71H188ZM195 72V70L193 71V72H191L190 73V76H191V74H193ZM231 72V71H230ZM229 72V73H230ZM249 72H251L252 73V71H250V69H249ZM6 73V72H5ZM88 73V72H87ZM91 73H94L93 71H91ZM120 74H121V71L119 72ZM124 73V72H123ZM123 73H122V75H123ZM135 73V72H134ZM142 73H144V72H142ZM173 73V72H172ZM172 73H170V75L172 74ZM184 74L186 73L185 71L183 72ZM2 74H4V73H2ZM50 76H49V75ZM97 74V73H96ZM117 74V73H116ZM116 74H114V75H116ZM120 74H118L119 76H120ZM127 74H128V72H127ZM133 74V73H132ZM136 74V73H135ZM158 74V73H157ZM162 74H164V73H162ZM188 74V73H187ZM186 74V75H187ZM196 74V73H195ZM202 74V73H201ZM202 74V75H203ZM237 74V73H236ZM248 75H249V73H247ZM253 74V73H252ZM252 74H250L251 76H252ZM9 75V76H10ZM87 75V74H86ZM114 75H112V76H114ZM121 75V76H122ZM134 75V74H133ZM146 75V74H145ZM155 76H156V74H154ZM181 75V74H180ZM189 75V74H188ZM241 75H242V72H241ZM248 75H246L247 76V78H248ZM260 75V74H259ZM9 76H7V78H9ZM98 76V75H97ZM100 76V77H101ZM117 76V75H116ZM116 76H115V78H116ZM118 76V77H119ZM125 76V75H124ZM123 76V77H124ZM141 76V75H140ZM144 76V75H143ZM142 76V77H143ZM245 76V75H244ZM258 77V74L257 73H254L253 74V77ZM261 76V75H260ZM94 77H96V76H94ZM131 77H132V75L130 76V79H131ZM151 77V76H150ZM184 77V76H183ZM222 77V76H221ZM241 77V76H240ZM243 77V76H242ZM250 77V76H249ZM255 77V78H256ZM6 78V77H5ZM16 78H18V77H16ZM87 78V77H86ZM90 78V76L88 77V79ZM111 78H113V77H111ZM110 78V79H111ZM121 78V77H120ZM125 79H126V77H124ZM129 78V77H128ZM164 78V77H163ZM171 78V77H170ZM174 78V77H173ZM181 78V77H180ZM189 78V77H188ZM195 78H197V80L198 79H200V78H198V77H195ZM252 78V77H251ZM255 78H254V80H255ZM12 79V78H11ZM14 79V78H13ZM50 79V80H49ZM98 79H100V78H98ZM107 79V78H106ZM108 79H109V77H108ZM109 79V80H110ZM122 79V78H121ZM143 79V78H142ZM189 79H192V78H189ZM220 79V78H219ZM243 79H244V77H243ZM242 79V80H243ZM256 79H261V78H256ZM7 80V79H6ZM15 81H16V79H14ZM13 80V81H14ZM23 80H21L22 82H23ZM94 80H96V79H94ZM93 80V81H94ZM114 80V79H113ZM112 80V81H113ZM120 80V79H119ZM118 80V81H119ZM129 80V79H128ZM154 80H156V82H157V80L158 79H154ZM185 80H187V78L185 79ZM184 80V81H185ZM195 80V79H194ZM222 80V79H221ZM219 81V83L220 82H222V81ZM240 80V79H239ZM242 80H240V82L242 81ZM247 81V79L245 78L242 82L244 83V81ZM20 81V80H19ZM21 81L19 82V83H21ZM34 81V80H33ZM33 81H31V82H33ZM90 81V80H89ZM99 81V80H98ZM97 81V82H98ZM101 81H103V80H101ZM122 81H123V79H122ZM126 81H127V79H126ZM131 83L133 82L132 81V79L131 80H129ZM144 81V80H143ZM148 81V80H147ZM184 81H182L183 83H186V82H184ZM191 81V80H190ZM246 81H245V83H246ZM258 81V80H257ZM29 82V81H28ZM39 82V81H38ZM38 82H36V83H38ZM40 82V83H41ZM94 82H96V81H94ZM107 82V81H106ZM110 82V81H109ZM145 82V81H144ZM153 82V81H152ZM240 82H239V84H240ZM248 82V83H249ZM13 83H15V82H13ZM13 83L12 84H9L8 83V89H11V91H13L14 90V85H13ZM35 83V82H34ZM35 83V85L37 86V84ZM83 83H86V80H85V82H83ZM113 83V82H112ZM116 83H117V81H116ZM135 83V82H134ZM147 83V82H146ZM155 83V82H154ZM157 83H159V82H157ZM229 83V82H228ZM247 83V84H248ZM22 84V83H21ZM30 84V83H29ZM67 85L66 87L67 88H69V87H71V89H73L72 91L74 92L72 95L70 94V92H72L71 90H70V92H68L67 90V92L70 94V98L68 97V98H62L61 100L64 102V106L62 107L61 105L59 106V102L57 103V102H55L56 100H55V98H56V95L57 96H59L58 94H57V92H59L60 90H59V86L61 85ZM82 84V83H81ZM121 84V83H120ZM125 85V83H122L121 85ZM149 84H150V82H149ZM166 84V83H165ZM179 84V83H178ZM188 84V83H187ZM186 84V85H187ZM202 84V85H201ZM221 84V83H220ZM220 84H218L219 86H220ZM222 84H224L223 82H222ZM230 84V83H229ZM257 84H259V82L257 83ZM256 84V81H255V86H258ZM7 85V84H6ZM15 85H17V82H16V84ZM20 85V84H19ZM23 85V84H22ZM21 85V86H22ZM25 85V84H24ZM23 85V86H24ZM28 85V84H27ZM26 85V86H27ZM44 85V82H43V84H41V86H43ZM107 85V84H106ZM111 85V84H110ZM113 85V84H112ZM115 85V84H114ZM117 85V84H116ZM127 85V84H126ZM138 85V84H137ZM175 85V84H174ZM190 85H192V84H190ZM217 85V86H218ZM241 85H243V84H241ZM245 85V84H244ZM243 85V86H244ZM20 86V87H21ZM45 86V85H44ZM108 86V85H107ZM129 86V85H128ZM127 86V87H128ZM132 86H134V85H132ZM139 86V85H138ZM137 86V88H139ZM164 86V85H163ZM242 86V87H243ZM262 86V85H261ZM7 88V86H5L4 85V88ZM45 87V88H46ZM64 87V86H63ZM117 87H118V85H117ZM167 87V86H166ZM173 87V86H172ZM221 87H223V86H221ZM231 87V88H230ZM27 88H28V86H27ZM26 88V89H27ZM33 87H31V89H32ZM37 88V87H36ZM36 88H34V89H36ZM39 88H41V89H39ZM39 88H37V91H38V93L40 94L41 92H43V91H45V90H43V91H41L42 89H43V87H40V85H39ZM46 88V89H47ZM114 88H116V87H114ZM126 88V87H125ZM136 88V87H135ZM28 89H30V88H28ZM27 89V90H28ZM63 89H65V88H63ZM124 88L122 87V90H123ZM129 89H131V88H129L128 87V90ZM239 89V90H238ZM16 90V89H15ZM19 90V89H18ZM17 90V91H18ZM23 90V89H22ZM21 90V91H22ZM24 90H25V88H24ZM26 90V91H27ZM69 90V89H68ZM115 90V89H114ZM118 90H119V88H118ZM163 90H164V88H163ZM10 91V90H9ZM20 91V92H21ZM25 91V92H26ZM32 91V90H31ZM65 91V90H64ZM117 91V90H116ZM125 91V90H124ZM239 91V92H238ZM16 92V91H15ZM24 92V93H25ZM34 92V91H33ZM115 92V91H114ZM130 92H131V90H130ZM148 92V91H147ZM19 93V92H18ZM22 93V92H21ZM28 93H32V92H28ZM37 93V92H36ZM59 93H61V92H59ZM68 93H66V95L68 94ZM115 93H117V92H115ZM127 93V92H126ZM163 93V92H162ZM167 93V92H166ZM3 94V93H2ZM13 94V93H12ZM11 94V95H12ZM23 94V93H22ZM21 94V95H22ZM25 94H27V93H25ZM43 94H45V92H43ZM42 94V95H43ZM68 94V95H69ZM122 94H124V92L122 93ZM135 94V93H134ZM9 95H10V93H9ZM10 95V96H11ZM16 95V94H15ZM14 95V96H15ZM19 97L21 96V95H19V94H17ZM33 95H34V93H33ZM41 95V94H40ZM60 95H62V94H60ZM116 95V94H115ZM118 95H119V93H118ZM117 95V96H118ZM129 95V94H128ZM130 95H131V93H130ZM136 95V94H135ZM168 95V96H169ZM6 96V95H5ZM36 96H38L37 94H36ZM44 96V97H45ZM112 96H113V94H112ZM132 96V95H131ZM130 96V97H131ZM134 96V95H133ZM167 96V95H166ZM7 97V96H6ZM22 97V96H21ZM35 97V96H34ZM43 97V96H42ZM122 97H124V95H122ZM125 97H126V95H125ZM176 97H178V96H176ZM8 98V97H7ZM23 98H24V96H23ZM36 98V97H35ZM40 98V97H39ZM60 98V96L59 97H57V99H59ZM164 98V99H163ZM172 98V97H171ZM34 99V98H33ZM114 99V98H113ZM123 99V98H122ZM40 100H42V99H40ZM39 100V101H40ZM45 100V101H46ZM118 100V97H117V99L115 100V101H117ZM10 101H12L11 99H10ZM36 101H37V99H36ZM36 101H34V102H36ZM44 101V100H43ZM61 101V103H63ZM124 101V100H123ZM122 101V102H123ZM178 101H176V102H178ZM1 102V101H0ZM5 102V101H4ZM13 102V101H12ZM14 102H13V104H14ZM40 103V102H39ZM121 103V102H120ZM253 103H254V101H253ZM258 103V102H257ZM1 105H2V102L0 103ZM16 104V105H17ZM260 105H261V107H263V105L261 104V103H259ZM5 105V104H4ZM7 106H8V104H6ZM12 105V104H11ZM17 105V106H18ZM40 105V104H39ZM108 107H107V106ZM123 105V104H122ZM14 106H15V104L14 105H12V108H13V111H14ZM41 106V105H40ZM45 106V105H44ZM256 106H258L257 104H256ZM107 107V108H106ZM126 107H128V106H126ZM166 108V110H168V111H163L161 114H157L156 113V110L157 109H159V108ZM1 108H3L4 109V107H1ZM9 108H11V107H9ZM41 108V107H40ZM43 108V107H42ZM128 108H130V107H128ZM255 108H257V107H255ZM264 108V107H263ZM17 109V108H16ZM132 109V110H133ZM261 109V108H260ZM10 110H12V109H10ZM10 110H8V111H10ZM160 110V109H159ZM162 110V109H161ZM248 109H246L245 111H247ZM7 111V110H6ZM7 111V112H8ZM13 111H12V113H13ZM244 111V112H245ZM253 111H255V110H253ZM105 113V117L107 116V114H108V116L110 117L109 118V120H107V121H104V120H102L101 121V119L99 120L96 116H95V114L96 113ZM159 112H161V111H159ZM2 113V112H1ZM11 113V112H10ZM9 113V114H10ZM252 113V110H251V112H250V109H249V112H246V114H247V116L249 117V118H251L249 115ZM254 113H257V112H253L252 114H254ZM8 114V113H7ZM16 114H17V112H16ZM19 114H21V112H19L18 113V115ZM24 114H22L24 117H25V115ZM134 114H136V113H134ZM246 114H242V115H240V116H242V117H244ZM12 115V114H11ZM97 115V114H96ZM102 115V114H101ZM21 116V115H20ZM134 116V115H133ZM252 116V115H251ZM256 116V115H255ZM40 117H42L44 120H43V122L41 121H38L39 119H40ZM101 117V116H100ZM113 117H115L114 119H113ZM242 117H239V118H242ZM257 117V116H256ZM260 117V116H259ZM106 118H108V117H106ZM119 120H118V119ZM135 118V117H134ZM231 118H233V120H231ZM247 118V117H246ZM15 119V118H14ZM28 118H26V120H27ZM32 119H30V120H32ZM118 120V121H120V122H122V128L121 129H117V124L113 121V120ZM252 119H254L255 120V118H252ZM243 120H244V118H243ZM246 120V119H245ZM250 120V119H249ZM248 120V121H249ZM254 120H252V121H254ZM257 120V121H258ZM14 121V120H13ZM131 122H132V120H130ZM236 121V122H237ZM256 121V120H255ZM258 121V122H259ZM27 122H28V120H27ZM31 122V121H30ZM35 122V121H34ZM35 122V123H36ZM235 121H234V123H236ZM15 123V122H14ZM29 123V122H28ZM28 123H27V126H25V127H28ZM35 123H34V125L33 126H37V125H35ZM32 124V123H31ZM250 124V123H249ZM11 125V124H10ZM10 125H9V127H10ZM251 125H252V123H251ZM12 126V125H11ZM33 126H32V128H33ZM39 126V125H38ZM41 126V125H40ZM235 126H238V125H235ZM241 126V125H240ZM42 127V126H41ZM45 127V126H44ZM14 128V127H13ZM39 128V127H38ZM37 128V129H38ZM49 128L47 129V130H45L46 132H48V131H50L49 130ZM173 129L174 131L173 132H175L176 133V135H177V137H178V139L176 140L175 138L174 139H172V137H171V139H167V136L165 137V135H166V132H167V130H169V129ZM240 128V127H239ZM23 129V128H22ZM29 129H30V126H29ZM37 129H35L34 128V130H37ZM42 129V128H41ZM17 130V129H16ZM236 130V129H235ZM11 131V130H10ZM50 131V132H51ZM170 131V130H169ZM242 131V130H241ZM241 131H239V132H241ZM171 132V131H170ZM170 132H168V133H170ZM27 133V132H26ZM29 134H31V133H29ZM34 134V133H33ZM44 135V134H43ZM173 135V134H172ZM172 135H170L169 134V136L168 137H170V136H172ZM22 136V135H21ZM31 136V135H30ZM33 136V135H32ZM39 137V138H40ZM176 137V136H175ZM31 138V137H30ZM40 138V139H41ZM30 140V139H29ZM37 140H39V139H37ZM105 144H106V146L108 145V149H105V148H107V147H105ZM116 146V148L117 147H120V148H118L120 151L122 150L121 148H127L126 150L128 151V153H124V152H121L122 154H119V155H116L117 154V149H115L114 148V151L116 152V153H114L113 151L111 152V148L112 147H115ZM23 147V146H22ZM258 150V151H256V150ZM264 150V149H263ZM23 151V150H22ZM23 153V152H22ZM259 153H261L260 155H259ZM23 155V154H22ZM24 155H23V158H24ZM94 156V155H93ZM263 156V155H262ZM19 157V156H18ZM22 157V156H21ZM20 157V158H21ZM122 157V158H121ZM13 158V157H12ZM117 158H120V159H117ZM240 160L241 161V164H244L243 166H245L246 165V170L243 172L242 170H241V173L238 175V174H236V177L235 178H232V179H228L227 177H226V179H224L225 177L224 176H227V175H224V170H222L221 168H219V165H221V166H223L222 168H224L225 166H227V164H226V162L227 163H229L228 161H231L230 163H232L233 161H236V160ZM17 160H18V158H17ZM20 160V159H19ZM88 161V162H87ZM94 161V160H93ZM24 162H25V159H24ZM24 162H23V164H24ZM91 162V161H90ZM92 163V162H91ZM95 163V162H94ZM112 163V164H111ZM114 163V164H113ZM120 163V162H119ZM118 162H117V164H118V167H119V164ZM229 163V165H231ZM26 164H24L25 165V167H26ZM29 164V165H30ZM90 164V163H89ZM20 165V164H19ZM23 165V166H24ZM87 165V164H86ZM126 165V164H125ZM225 165V166H224ZM34 166V165H33ZM32 166V167H33ZM38 166V165H37ZM90 165H87V167H89ZM100 166V165H99ZM98 166V167H99ZM109 166V167H110ZM115 166H116V164H115ZM123 166V165H122ZM103 167V168H104ZM108 167V168H109ZM117 167V166H116ZM116 167H112V168H116ZM118 167H117V169H118ZM125 167V166H124ZM125 167V168H126ZM229 167H232V166H229ZM107 168V169H108ZM111 168V167H110ZM226 168V167H225ZM228 168V167H227ZM226 168V169H227ZM26 169H28V168H26ZM37 169V168H36ZM65 169H64V171H65ZM92 169V168H91ZM101 169V168H100ZM30 170H32V169H30ZM104 170V169H103ZM103 170H102V172H103ZM113 170V169H112ZM123 170V169H122ZM233 170V169H232ZM89 171V170H88ZM106 171V170H105ZM104 171V172H105ZM228 171L229 172H232L231 170H229L228 169ZM66 172V171H65ZM83 172V173H82ZM107 172H109V174L110 175H113L112 174V172L111 171H108L107 170ZM111 172V173H110ZM118 172H120V171H118ZM121 172H123V171H121ZM28 173V172H27ZM37 173H38V171H37ZM61 173V172H60ZM77 173V174H78ZM31 174L32 173H30V174H28V175H30V177H31ZM52 174V175H53ZM66 174V173H65ZM102 174H104V173H102ZM105 174H106V172H105ZM121 174V173H120ZM119 174V175H120ZM123 174V173H122ZM125 174H124V176H125ZM214 174H216V175H214ZM27 175V176H28ZM70 175V174H69ZM68 175V173H67V176H69ZM74 176H75V174H73ZM73 175H72V177H73ZM93 175H94V173H93ZM108 175V174H107ZM110 175H108V178H110ZM117 175V174H116ZM212 175H214L215 177L216 176H220V182H218L219 180H218V178H217V184H215V183H212V181H215V179H212V180H209V181H211V183H209L208 182V184L204 181L206 178H209V177H211ZM238 175V176H237ZM51 176V175H50ZM62 177L64 176V175H61ZM77 176V175H76ZM124 176H122V177H124ZM44 177H45V179H44ZM49 177V176H48ZM61 177V178H62ZM84 177V176H83ZM81 178V179H84V178ZM86 177V176H85ZM89 177V176H88ZM98 177L99 176H95L94 175V179H93V181H91V183L93 182V183H95L94 184V186H96V185H100V184H102V182H100L101 180H98ZM106 177V176H105ZM113 177H115L114 175H113ZM119 177V176H118ZM128 177V178H129ZM49 178H51V177H49ZM57 178V177H56ZM65 178V177H64ZM68 178V180H69V177H67ZM87 178V177H86ZM107 178V177H106ZM112 178V177H111ZM111 178H110V180H108V179H106V180H108L109 181V183L112 181L111 180ZM120 178V177H119ZM212 178V177H211ZM23 179V178H22ZM21 179V180H22ZM30 179V178H29ZM42 179H44L42 182H41V180ZM48 179V178H47ZM53 179L55 180V178L53 177ZM58 179V178H57ZM57 179H56V181H57ZM63 179V178H62ZM79 179V176H78V178H76V180H78ZM91 179V178H90ZM101 179V178H100ZM102 179L103 180H105L103 177H102ZM31 180V179H30ZM70 180H71V177H70ZM69 180V181H70ZM74 181H75V179H73ZM123 180H125V179H123ZM123 180H121V181H123ZM262 180H264V179H262ZM26 181V180H25ZM46 181V180H45ZM60 181H61V179H60ZM64 180H62V182H63ZM65 181H66V178H65ZM69 181H68V183H69ZM81 181V180H80ZM120 181V182H121ZM131 181V182H132ZM261 181V180H260ZM27 183L26 184H29L28 183V181H26ZM33 182V181H32ZM36 182V183H37ZM47 182V181H46ZM50 182V181H49ZM49 182H47V185H49L48 183ZM54 182V181H53ZM71 182V181H70ZM77 182V181H76ZM84 182V181H83ZM105 182V181H104ZM113 182V181H112ZM118 182V181H117ZM119 182V183H120ZM56 183V182H55ZM60 182H57V184H59ZM66 183V182H65ZM73 183V182H72ZM79 183H81V182H79ZM78 183V184H79ZM90 183V184H91ZM106 183V182H105ZM114 183V182H113ZM113 183H111L112 185H113ZM124 183V182H123ZM257 183V182H256ZM22 184V183H21ZM70 184V183H69ZM68 184V185H69ZM77 184V183H76ZM83 184V183H82ZM87 184V183H86ZM128 184V183H127ZM130 184V183H129ZM134 184V183H133ZM139 184H137V186L139 185ZM30 185H32L31 183H30ZM33 185H34V183H33ZM53 185V184H52ZM103 185V184H102ZM105 185V184H104ZM109 185V184H108ZM115 185V184H114ZM113 185V186H114ZM117 185V184H116ZM132 185V184H131ZM257 185V184H256ZM54 186V185H53ZM58 186V185H57ZM91 186H92V184H91ZM128 185H126L125 187H127ZM134 186V185H133ZM133 186H132V188H133ZM159 186H161V187H159ZM167 186H169V185H167ZM180 186V187H181ZM184 186H182V187H184ZM4 187V186H3ZM28 187H29V185H28ZM31 187V186H30ZM29 187V188H30ZM34 187V189H35V185L33 186ZM33 187H31L32 189L31 190H34L33 189ZM37 187V186H36ZM48 187H50V186H48ZM90 187V186H89ZM103 187V186H102ZM105 187V186H104ZM142 188H143V186H141ZM196 187H199V189L201 188V189H203L204 190V192L202 193L204 196L202 197V196H199V197H196V196H198V192H197V190L195 189ZM263 187V188H262ZM57 188V187H56ZM106 188V187H105ZM111 188H112V186H111ZM139 187H137V189H138ZM163 188V187H162ZM162 188H161V190H162ZM166 188V187H165ZM27 189V188H26ZM45 189H47V188H45ZM52 189V188H51ZM55 189V188H54ZM54 189L52 190V191H54ZM92 189H97V188H95V187H92ZM120 189H121V186H120ZM119 189V190H120ZM141 189V188H140ZM35 190H38L39 191V189H35ZM49 189H47V191H48ZM100 190V189H99ZM102 190H104L103 188H102ZM112 190H113V188H112ZM116 190V189H115ZM115 190H113V191H115ZM139 190V189H138ZM143 191H144V188L142 189ZM159 190V189H158ZM166 190V189H165ZM25 191V190H24ZM43 191V190H42ZM93 191V190H92ZM96 191V190H95ZM110 192H111V190H109ZM118 191V190H117ZM123 191V190H122ZM132 191H133V189H132ZM147 191V190H146ZM34 192V191H33ZM49 192V191H48ZM47 192V193H48ZM68 192H70V191H68ZM68 192H66V193H68ZM90 192V191H89ZM104 192H106L105 190H104ZM108 192V191H107ZM116 192V191H115ZM125 191H123L122 192V194H121V192H119L120 193V195H122V196H124V193ZM135 192H137V191H135ZM141 193H142V191H140ZM152 192V191H151ZM158 192V191H157ZM160 192V191H159ZM162 192H163V190H162ZM245 192V193H244ZM21 193V192H20ZM26 193V192H25ZM36 193H38V192H36ZM52 193V192H51ZM61 194H62V192H60ZM65 193V194H66ZM82 193V192H81ZM91 193V192H90ZM118 193V192H117ZM126 193H128V192H126ZM146 193V192H145ZM147 193H149V192H147ZM198 193V194H197ZM22 194V193H21ZM50 194V193H49ZM55 194V193H54ZM72 194V193H71ZM80 194V193H79ZM85 194V193H84ZM128 194H130V192L128 193ZM133 194V193H132ZM139 195H140V193H138ZM202 194H200V195H202ZM45 195V194H44ZM48 195V194H47ZM53 195V194H52ZM51 194H50V196H52ZM58 195H60L59 193H58ZM63 195V194H62ZM66 195H69V194H66ZM65 195V196H66ZM101 195V194H100ZM116 195H118V194H116ZM146 195V194H145ZM144 195V196H145ZM152 195H155L154 194V192H153V194ZM49 196V198H51ZM79 196V195H78ZM86 197H87V195H85ZM99 196V195H98ZM141 196H143V193H142V195ZM143 196V197H144ZM150 196V195H149ZM156 196V195H155ZM154 196V197H155ZM55 197V196H54ZM53 197V198H54ZM68 197V196H67ZM72 197V196H71ZM85 197V198H86ZM93 197V196H92ZM91 197V198H92ZM109 197V196H108ZM116 197V196H115ZM125 197V196H124ZM131 197V196H130ZM129 197V199H130V201L133 199L132 197L130 198ZM137 197V196H136ZM29 198V197H28ZM32 198H34L33 196H32ZM52 198V199H53ZM85 198H84V200H85ZM99 198V197H98ZM102 198V197H101ZM110 198V197H109ZM117 198H119L120 199V196L118 195V197ZM123 198V197H122ZM127 198L128 197H125V199L127 200ZM139 198V197H138ZM149 198V197H148ZM152 199H153V197H151ZM156 198V199H157ZM206 198H205V200H206ZM55 199V198H54ZM62 199V198H61ZM66 199V201H67V198H65ZM71 198H69V200H70ZM128 199V200H129ZM151 199V200H152ZM155 199V198H154ZM185 198H183V200H184ZM2 200V199H1ZM14 200V199H13ZM50 199H48V201H49ZM68 200V201H69ZM90 200V199H89ZM93 201H95L96 199L94 198V199H92ZM102 200V199H101ZM104 200V199H103ZM134 201H135V199H133ZM133 200L131 201V203L133 202ZM140 200V199H139ZM142 200H145V198L143 199L142 198ZM142 200H140V201H142ZM170 200V199H169ZM180 200H181V198H180ZM180 200L179 201H177V202H179V204L181 203V202H183L182 204H184L185 202H186V200H185V202L184 201H182L181 200V202H180ZM193 200V199H192ZM203 200V199H202ZM10 201V200H9ZM68 201L66 202V203H68ZM78 201V200H77ZM98 201V200H97ZM107 200H105L104 202H105V204H109L110 202L112 203V200L109 202V203H107L106 202ZM122 201L123 202H121L122 204L123 203H125L124 202V199H122ZM139 201V205L141 204V202ZM155 201V200H154ZM160 201V200H159ZM174 201H176L175 199H174ZM208 201V200H207ZM24 202H25V200H24ZM23 202V203H24ZM51 202V201H50ZM87 202V201H86ZM90 202V201H89ZM104 202L103 203H99L100 205L102 204L103 206L105 205L104 204ZM147 202V200H145V203ZM150 202H152V201H150ZM149 202V203H150ZM157 202V201H156ZM167 202V201H166ZM165 202V203H166ZM197 202V201H196ZM22 203V202H21ZM56 202L54 201V204H55ZM58 203H59V200H58ZM88 203V202H87ZM98 203V202H97ZM111 203H110V205H111ZM114 203H116V206L118 205V203L117 202H114ZM144 203V204H145ZM148 203V202H147ZM159 203V202H158ZM158 203H157V205H158ZM161 203V202H160ZM190 203H191V201H190ZM198 203H200L199 201H198ZM212 203V202H211ZM13 204V203H12ZM96 204V203H95ZM128 204V203H127ZM129 204H130V202H129ZM153 204V203H152ZM156 204V203H155ZM170 204V203H169ZM173 204V203H172ZM174 204H177V203H174ZM182 204H180V206L181 207H183V206H185V205H183L182 206ZM187 204H189L188 203V201H187ZM192 204V203H191ZM195 204H197V203H195ZM201 204V203H200ZM208 204H210V202H208ZM208 204L206 205L207 206V208L208 207H210V206H208ZM100 205H98V206H100ZM109 205V206H110ZM132 206H134V204H131ZM138 205V206H139ZM150 205V204H149ZM160 206H161V204H159ZM163 205V204H162ZM190 205V204H189ZM188 205V206H189ZM202 205H204V204H202ZM12 206V205H11ZM54 206V205H53ZM53 206L52 207H49V208H53ZM56 206V205H55ZM97 206V205H96ZM97 206V207H98ZM113 207H114V204L112 205ZM125 206H126V204H125ZM143 206V205H142ZM153 206H155V205H153ZM165 206V208H167V206L166 205H164ZM169 206H173V205H169ZM177 206H179V205H177ZM179 206V208H180V210L182 211V208ZM188 206H185V207H187L188 208ZM192 206H193V204H192ZM191 205H190V209H192L191 207H192ZM198 206V205H197ZM212 206V205H211ZM212 206V207H213ZM102 207V206H101ZM105 207H107L106 205H105ZM112 207V208H113ZM121 207V206H120ZM128 207V206H127ZM141 207V206H140ZM146 207H148V204L146 205ZM157 207H159V206H157ZM23 208V207H22ZM27 208V207H26ZM134 208H136V206L134 207ZM142 208V207H141ZM145 208V207H144ZM151 208V207H150ZM156 207H154V209H155ZM168 208H170V207H168ZM167 208V209H168ZM197 208V207H196ZM202 208V206H200L199 207V209H201ZM206 208V209H207ZM214 208V207H213ZM41 209V208H40ZM66 209H67V207H66ZM74 209V208H73ZM118 209V208H117ZM121 209H122V207H121ZM129 210H130V208H128ZM199 209H197V210H199ZM205 209V210H206ZM209 209L210 208H208V210H206V211H209ZM4 210V209H3ZM31 210V209H30ZM30 210H29V212H30ZM116 210V209H115ZM124 210V209H123ZM140 210V209H139ZM158 210H159V208H158ZM162 210H163V208H162ZM174 210H176L175 208H174ZM184 210H187L186 208H184ZM189 210V209H188ZM202 210V209H201ZM201 210H199V211H201ZM5 211V210H4ZM7 211V210H6ZM124 211H126V210H124ZM138 211V210H137ZM141 211V210H140ZM170 211H171V208H170ZM173 211V210H172ZM203 211V210H202ZM214 211H215V209H214ZM213 211V212H214ZM115 211L113 210V213H114ZM142 212V211H141ZM163 212H164V210H163ZM168 212V211H167ZM180 212V211H179ZM186 212H188V211H186ZM185 212V213H186ZM191 212H193V210H191ZM196 212V213H195ZM195 212H193V213H195L194 215H197L198 213H197V211H195ZM203 212H205V211H203ZM212 212V217L214 216L213 214H215V215H218V214H216V212L215 213H213ZM44 213V212H43ZM56 213V212H55ZM66 213V212H65ZM120 213V212H119ZM121 213H122V210H121ZM130 213V212H129ZM162 213V212H161ZM165 213V212H164ZM181 213V212H180ZM183 213V212H182ZM188 213H190V210H189V212ZM201 213V212H200ZM75 214V213H74ZM123 214V213H122ZM125 214V213H124ZM123 214V215H124ZM126 214H128V212H126ZM130 214H132V213H130ZM140 214V213H139ZM144 214H145V212H144ZM143 214V215H144ZM175 214V213H174ZM178 214V213H177ZM192 214V213H191ZM205 214H207V215H209L210 213H205ZM255 214H256V216H255ZM40 215V214H39ZM51 215V214H50ZM49 215V216H50ZM73 215V214H72ZM141 215V214H140ZM139 215V216H140ZM151 215V214H150ZM165 215H166V213H165ZM172 215V214H171ZM219 215V216H220ZM68 216V215H67ZM81 216V215H80ZM80 216H79V218H80ZM87 216V215H86ZM137 216V215H136ZM175 216V215H174ZM184 216H185V214H184ZM201 216H204V215H202V213H201ZM206 216V215H205ZM34 217V216H33ZM105 217V216H104ZM195 217V216H194ZM196 217H198V216H196ZM195 217V218H196ZM211 217V214H210V218H212ZM246 217V218H247ZM6 218V217H5ZM35 219H36V221H37V217H34ZM40 218V217H39ZM50 219H51V216L49 217ZM76 218V217H75ZM84 218H85V216L83 217V220H84ZM101 218H103V217H101ZM107 218V217H106ZM179 218H181V217H179ZM178 218V219H179ZM190 218V217H189ZM200 218V217H199ZM199 218H197L196 220L198 221V223L200 224H202L203 222H205L207 225H209L210 224V218H206V220H204V219H199ZM216 218V217H215ZM7 219V218H6ZM35 219H34V221H35ZM41 219V218H40ZM39 219V220H40ZM47 219V218H46ZM73 219V218H72ZM111 219V218H110ZM166 219H167V217H166ZM187 219H188V216H187ZM194 219V218H193ZM213 219V218H212ZM248 219V220H249ZM17 220V219H16ZM33 220V219H32ZM39 220L37 221V222H39ZM42 220V219H41ZM74 220V219H73ZM82 220V219H81ZM86 220V219H85ZM105 220V219H104ZM160 220V219H159ZM203 220V221H202ZM218 220V219H217ZM20 221V220H19ZM35 221V222H36ZM43 221V220H42ZM45 221V220H44ZM172 221V220H171ZM175 221H177V220H175ZM191 221V220H190ZM195 221V220H194ZM196 221V222H197ZM244 221V220H243ZM18 222V221H17ZM25 222V221H24ZM32 222V221H31ZM101 222V221H100ZM151 222H152V220H151ZM150 222V223H151ZM167 222V221H166ZM182 222V221H181ZM249 222V221H248ZM29 223V222H28ZM28 223H26V224H28ZM41 223V222H40ZM42 223H44V222H42ZM46 223H48V220H47V222ZM46 223H45V225H46ZM67 223V222H66ZM81 223V222H80ZM149 223V225H151ZM154 223V222H153ZM158 223V222H157ZM162 223H165V221L163 222L162 221ZM167 223H169V222H167ZM166 223V224H167ZM213 223V222H212ZM30 224V223H29ZM37 224H39V223H37ZM49 224V223H48ZM122 224V223H121ZM170 224V223H169ZM179 224V223H178ZM239 224V223H238ZM241 224V223H240ZM247 224V223H246ZM31 225V224H30ZM45 225H43V227L45 226ZM63 225V224H62ZM112 225H114V224H112ZM126 225V224H125ZM147 225H148V223H147ZM160 225V224H159ZM168 225V224H167ZM180 225H181V223H180ZM183 225V227H184V224H182ZM205 225V224H204ZM33 226V225H32ZM42 226V225H41ZM115 226V225H114ZM117 226V225H116ZM123 226V225H122ZM202 226H203V224H202ZM210 226V225H209ZM19 227V226H18ZM18 227L16 228V229H18ZM23 227V226H22ZM42 227V228H43ZM48 227V226H47ZM101 227V226H100ZM112 227V226H111ZM157 227V226H156ZM182 227V226H181ZM196 227V226H195ZM198 227V226H197ZM207 227V226H206ZM210 227H212V226H210ZM29 228H31V227H29ZM28 228V229H29ZM41 228V229H42ZM53 228V227H52ZM52 228H50V229H52ZM127 228V227H126ZM150 228V227H149ZM155 228V227H154ZM162 228V227H161ZM179 228H180V226H179ZM186 228V227H185ZM201 228V227H200ZM25 229V227H23V231H26V230H24ZM44 229H46V227L44 228ZM49 229V230H50ZM113 229V228H112ZM111 229V230H112ZM122 229V228H121ZM150 229H152V230H154L153 228H150ZM158 229H160L159 227H158ZM178 229V228H177ZM199 229V228H198ZM202 229V228H201ZM200 229V230H201ZM15 230V229H14ZM13 230V231H14ZM18 230H21V228H19ZM35 230H37V229H35ZM34 230V231H35ZM55 230V228H53V230L52 231H54ZM163 230V229H162ZM176 230V229H175ZM194 230V229H193ZM202 230H204V229H202ZM244 230V229H243ZM5 231V230H4ZM29 231H31V229L29 230ZM33 231V232H34ZM61 231V230H60ZM174 231V230H173ZM182 231V230H181ZM195 231V230H194ZM193 231V232H194ZM240 231V230H239ZM238 231V232H239ZM10 232V231H9ZM8 232V233H9ZM21 232V231H20ZM19 232V233H20ZM27 232V231H26ZM25 232V233H26ZM59 232V231H58ZM140 232V231H139ZM153 232V231H152ZM151 232V233H152ZM157 231H155V233H156ZM165 232V231H164ZM163 232V233H164ZM185 232V231H184ZM192 232V231H191ZM198 232V231H197ZM197 232H195L196 233V237L200 234L199 232H198V234H197ZM242 232H244V231H242ZM241 232V233H242ZM248 232V231H247ZM247 232L245 231V234H247ZM24 233V232H23ZM22 233V234H23ZM28 233V232H27ZM29 233H31L32 234V232H29ZM47 233H49V232H47ZM52 233V232H51ZM51 233H49V234H51ZM63 233V232H62ZM166 233V232H165ZM164 233V235H166ZM177 233V232H176ZM176 233H174L176 236H177V238H178V233L176 234ZM182 232H180V234H181ZM195 233H192V234H195ZM240 233V232H239ZM10 234V233H9ZM30 234V235H31ZM45 234V233H44ZM104 234V233H103ZM189 234V233H188ZM235 234V235H234ZM45 235H47V234H45ZM44 235V236H45ZM52 235L53 236H51L50 235V238H48V240L49 239H52V241L53 240H55V241H57L60 245H62L63 247L65 246V247H67L66 249H67V254H69L70 256L69 257H71L72 259H73V261H72V263L71 264H121V263H123V262H121L120 263V261H118V259H117V257L116 258H113V260H111V259H107V257H105L106 259H104V261L103 262H101L100 261V258L102 257V250L100 249V248H98V247H95V246H97L96 244H93V245H95V246H92V245H87V244H85V242H86V240L85 239H83V241L85 240V242L84 243H82L81 242V240H79L80 241V243H79V241L76 243L75 242V240L74 241H70V239H69V243L67 244V242H66V245H65V242L64 241H67V239L65 240V238H64V236H62V235H59V234H57V233H52ZM64 235V234H63ZM68 235H71V234H68ZM98 235V234H97ZM158 235V234H157ZM159 235H160V233H159ZM163 235V237H161V236H159V237H161V240H162V238L164 239V236ZM168 235V234H167ZM183 235V234H182ZM182 235H181V237H182ZM205 235V236H206ZM11 236V235H10ZM12 236H14L13 234H12ZM24 236H26V235H24ZM28 236V235H27ZM79 236V235H78ZM96 236V235H95ZM113 236V235H112ZM142 236V235H141ZM140 236V237H141ZM195 236V235H194ZM204 236V237H205ZM245 236V235H244ZM20 237H22V236H20ZM48 237V236H47ZM47 237H45V238H47ZM51 237H53V238H51ZM159 237H157L158 239H159ZM184 237V236H183ZM203 237V239H205ZM240 237V236H239ZM241 237H240V239H241ZM38 238V237H37ZM40 238V237H39ZM80 238V237H79ZM105 238V237H104ZM113 238V237H112ZM135 238H136V236H135ZM149 238V237H148ZM157 238L155 237V240H157ZM168 238V237H167ZM166 238V239H167ZM190 238V237H189ZM202 238V237H201ZM72 239H74V238H72ZM100 239V242H101V238H99ZM98 239V240H99ZM154 239V238H153ZM182 239V238H181ZM193 238L191 237V240H192ZM206 239V240H207ZM42 240V239H41ZM88 240V239H87ZM94 240V239H93ZM111 240V239H110ZM132 240V239H131ZM195 240H199V239H196L195 238ZM206 240H203L204 242L206 241ZM50 241V240H49ZM55 241H53L54 243H55ZM115 241V240H114ZM136 241V240H135ZM158 241V240H157ZM238 241V240H237ZM34 242V241H33ZM36 242V241H35ZM51 242V241H50ZM108 242V241H107ZM172 242V241H171ZM232 242V241H231ZM234 242V241H233ZM24 243V242H23ZM22 243V244H23ZM37 243V242H36ZM52 243V242H51ZM86 243H88V242H86ZM117 243V242H116ZM207 243V242H206ZM209 243V242H208ZM234 243H236V242H234ZM233 243V245H235ZM20 244V243H19ZM157 244V243H156ZM169 244H171V243H169ZM239 244V243H238ZM241 244V243H240ZM240 244H239V246H240ZM24 245V244H23ZM37 245V244H36ZM143 245V244H142ZM187 245H189V244H187ZM186 245V246H187ZM230 245H232V244H230ZM229 245V246H230ZM27 246V245H26ZM29 246V245H28ZM172 246V245H171ZM210 246V245H209ZM224 246V247H225ZM235 246H237V243H236V245ZM243 246V245H242ZM35 247V246H34ZM61 247V246H60ZM63 247H61L62 249H63ZM158 247V246H157ZM167 247V246H166ZM174 247H175V245H174ZM190 247V246H189ZM24 248V247H23ZM26 248V247H25ZM30 248V247H29ZM33 248V247H32ZM38 248V247H37ZM106 248V247H105ZM129 248V247H128ZM127 248V249H128ZM170 248V247H169ZM185 248V247H184ZM219 248H221V246L219 247ZM226 248H229V247H226ZM241 248V247H240ZM33 249H35V248H33ZM113 249V248H112ZM115 249V248H114ZM114 249H113V251H114ZM120 249V248H119ZM146 249V248H145ZM170 249H173V248H170ZM197 249V248H196ZM234 249V248H233ZM238 249V248H237ZM121 250V249H120ZM129 250V249H128ZM131 250V249H130ZM220 250V249H219ZM221 250H222V248H221ZM228 250H230V248L228 249ZM235 250V249H234ZM65 251V250H64ZM110 251V250H109ZM113 251H111V253L113 252ZM119 251V250H118ZM161 251V250H160ZM172 251V250H171ZM174 251V250H173ZM225 251H226V249H225ZM233 251V250H232ZM116 252V251H115ZM136 252V251H135ZM142 251H140V253H141ZM184 252V251H183ZM214 252V251H213ZM236 252H237V250H236ZM110 253V252H109ZM122 253V252H121ZM144 253V252H143ZM151 253H152V251H151ZM166 253H168V252H166ZM170 253V252H169ZM200 253V252H199ZM211 253H212V251H211ZM216 253V252H215ZM217 253H220V252H218L217 251ZM222 253V252H221ZM224 253V252H223ZM226 253H228V252H226ZM22 254V253H21ZM114 254H116V253H114ZM142 254V253H141ZM148 254V253H147ZM150 254V253H149ZM156 254V253H155ZM160 254V253H159ZM206 254V253H205ZM225 254V253H224ZM110 255V254H109ZM126 255V254H125ZM157 255V254H156ZM156 255L154 256L155 258H156ZM213 255V254H212ZM228 255V254H227ZM105 256H106V254H105ZM108 256V255H107ZM112 256H114L113 254H112ZM112 256H110V257H112ZM116 256H118V255H116ZM151 256V255H150ZM168 256V255H167ZM222 256L224 257V255L222 254ZM226 256V255H225ZM230 256H231V254H230ZM236 256H233V258L234 257H236ZM104 257V256H103ZM229 257V256H228ZM232 257V256H231ZM119 258V257H118ZM152 258V257H151ZM211 258H212V256H211ZM217 258V257H216ZM57 259V258H56ZM114 259H116V260H114ZM120 259V258H119ZM122 259V258H121ZM120 259V260H121ZM139 259H141V258H139ZM222 259V258H221ZM224 259V258H223ZM229 259V258H228ZM227 259V260H228ZM102 260H103V258H102ZM126 260V259H125ZM133 260V259H132ZM146 260V259H145ZM153 260H155V259H153ZM190 260V259H189ZM211 260H213V259H211ZM214 260H215V258H214ZM231 260V259H230ZM9 261V260H8ZM127 261V260H126ZM130 261V260H129ZM140 261V260H139ZM150 261V260H149ZM200 261H202V259L200 260ZM208 261H209V259H208ZM216 261H218V260H216ZM226 261V260H225ZM224 261V262H225ZM26 262V261H25ZM153 262V261H152ZM215 262V261H214ZM21 263V262H20ZM130 263V262H129ZM128 263V264H129ZM219 263V262H218ZM217 263V264H218ZM227 263V262H226ZM6 264V263H5ZM9 264V263H8ZM19 264V263H18ZM38 264V263H37ZM39 264H41V263H39ZM48 264V263H47ZM125 264V263H124ZM130 264H133V263H130ZM144 264H145V262H144ZM231 264V263H230ZM232 264H233V262H232ZM243 264V263H242ZM257 264V263H256Z\"/></svg>","mask_w":264,"mask_h":264}]
</instances>
